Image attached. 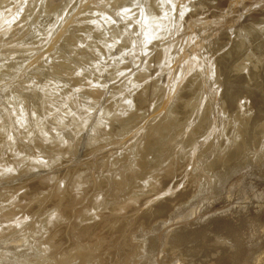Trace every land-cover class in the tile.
<instances>
[{"label":"bare ground","instance_id":"bare-ground-1","mask_svg":"<svg viewBox=\"0 0 264 264\" xmlns=\"http://www.w3.org/2000/svg\"><path fill=\"white\" fill-rule=\"evenodd\" d=\"M8 1H10V0H0V18H1V16H3V17L5 16V18L8 21V19H11L14 17L13 19H11V22H13V23H11L10 25L14 27L13 24L15 21L16 23L19 24V25L15 24V25H17V26H15V28L20 27V29L18 28L19 30L14 29L15 31H12L13 32L12 34L15 36L12 35L13 37L11 39V42H9L11 45L7 43L9 41V39H8L9 35H7L9 33L6 32V31H9V29L6 30V28H5V27H7V21H6V25H3V28H2L5 31H2V29H0V31H2V32H0V34L3 33V35H7L6 36L7 40H4V42L7 41L6 44L9 45V47L11 49H13L12 46L17 47L18 44L21 48L24 46H27L26 43H28V41H29V43L31 42V40H30L31 35L35 34L34 30H36V29L38 31L40 30L41 32L43 31L42 35L49 34L48 32H50V35H51V34H54L56 32V30H54L55 28L59 29V26H60L59 30L61 31L62 24L64 26L65 22H61L63 20L62 19L63 17H61V16H63V14H61V13H63V10H62V12H60L61 10L60 11L57 10L59 12V14H58V12H56V13L53 12V14L51 12H47V11H51V10L56 11L55 9L59 8V6H57L56 4H54L55 6H57L56 8L52 4H50V5H52L51 7H47V6H49V4L45 5L46 7L45 8L43 7L45 10H47L48 8H51L47 11L40 8V11L46 12V13H43V12H40V13L41 14L43 13L42 15H44V16H45V14H48V19H49L50 14L52 16L55 14L57 15V18L56 17L54 18V16L52 18V16L50 15L51 17L48 20L46 17L47 15L45 17L44 16L42 17V15L38 16V15H40V13L37 14L35 12L37 10L36 8H38L39 5H41L40 3L42 0H40V2H38L39 5L38 6L36 5L37 7L35 6V3H37L38 0H26L27 3L25 2V0H20L22 3L21 5H25V4L28 5V7H27V5H25V7H27L28 9L22 8V9H24L23 11H21L22 9L20 8L22 6L21 5L19 6L20 2L18 0H16V1L12 0L15 3L18 1V3H16V5L19 6L17 9L18 12H17V10H15V8H17L16 5H15L16 7L13 6L12 7L13 9H10L11 6L15 4V3H12V1L10 3L11 5L8 8V4H9ZM23 2H24V4H23ZM172 2H174V0ZM172 2L171 1L168 2V0H92V2L90 4H86L82 7H79L77 10L74 11L77 14H76V19L75 18H74L75 20L73 19V21H75L74 24L71 23V25L73 24L72 26L68 25L70 22L67 23V25H65V26H67V28H68V26H70L69 27V33L72 32L71 30H73V29H74L73 31H75L74 33L72 32L73 34H76V32H78V31H76V29L80 30L78 33L79 34L81 33V34L79 35L77 33L78 35L76 34V36H79L82 38L84 35L82 40L85 37H87V39L85 38L87 41L84 42L85 39H84V41H82L81 38H79V37H77L78 41H76V36H74V35L71 36L72 38H67L69 36H66L64 38V40L61 41L62 44L59 45L60 50L56 51V49L54 48L53 50H55V51H52L53 53H57V56H56V54L53 56L55 58H53V59H52V57L50 58L52 60H55V63H54L55 65L52 64L54 66V69L52 68L53 66L51 65V63H53V62H51L52 60L49 62L50 65H49V63L47 64V62L49 61L50 55H53V53H50L52 50L50 45H52L53 41H52V43H50L51 41L48 42V44L50 43L49 45L47 43H46L47 44L46 45L45 42L43 41L45 44V48L46 47L48 48V46H49L50 50L48 49V51H47L46 50L47 48L46 49L44 48V49L50 55H48L46 52L45 53L47 55L44 54L45 50L40 48V46L44 47V44L42 43L43 44L42 45L41 41H39L40 43L38 42V40L41 38L40 37L41 34H38L40 38L38 36H36V34L34 35L35 37H38V39H37L38 44L36 42V38L32 39L33 42H31V43H33L32 46L35 45V43L37 45H39L37 47L38 52H40L39 50H42L41 51L42 54L37 52L38 54L35 53V55H34L31 53V55H34V56H32L33 58L36 57V55H38L37 57L40 58L42 61L43 57L45 58L46 56H48V60L45 61V59L47 57L44 59V61L46 63L44 61L41 62V63H43L44 70L46 72H48L47 70H50V72H52L54 70L53 73H56V74L58 73L59 76H63L64 73L66 75L69 73V77H70V74L71 73L73 74V71L75 69L76 73H78V74L74 73L75 74L74 77H72L73 75L71 74V78H70L71 80H69V77H68L66 79L67 81L66 80L63 81L64 76L61 77L63 82L57 78L58 76L56 74L55 75L57 77L53 73H51L54 75V76H52L53 78L47 77V76H45V74H48V76H51V75H49V73L43 72V70H42L43 66L41 67V65H40V67H39V65L36 63L38 61V58H37V60L35 59L36 61L34 60L33 62L36 63L35 65H38L37 69L41 68L42 71H40L39 73H35L36 75L34 74V72L30 74L29 78H30V81H33V83H32L33 86H32V84L30 85V83L28 84L29 81L26 80V81H24V83L27 82V84L29 85L27 87V84H25L26 86L21 85L23 83L19 84V81L17 82L18 84L17 83L15 84L14 80H16V77L20 73L17 74L16 70H13V71H15V73L13 71H10L12 73V75L16 74L15 79H14V76H12V78H10L11 82L9 81L10 83L15 84V86H13L14 84L13 85L11 84V86H13V87H11L12 91L11 90L10 91L13 94L9 92L11 95H9L8 99H7L8 95L6 96L5 99H3V100H7V101H5L6 103H3L4 107L0 106V108L2 107V109H0V180L3 181V184L5 183L4 185H0V187H1L0 188V264H159L160 262L161 263L163 262V264H164L165 260L163 261L162 259H164V258L159 257L158 251H160L162 253L161 250L167 242H165V244L164 243L161 244L159 242H160V240H162L163 238H165L169 234L167 232L170 230H168V231L163 230V229L161 230L160 227L162 225L160 227H159V225L162 223L164 224V222L157 219L158 214L160 212L161 213L165 212V214H167V217H168V215L171 214L169 216V218H171L172 213L176 214L175 211L177 212V209H176L178 207V206H176L177 204H183V203L186 204V199H188L189 194L190 193L192 194L193 193L192 191H194L193 188L195 189V191L197 188L198 192L199 191L202 192V190H203L202 188H205V187L209 189V190H207L205 188L209 192L214 191L216 185L218 186L220 184V181L223 179V177L225 175L227 176L231 172L237 170L243 164L245 166V163H243V162L249 163L250 160H251L250 162H253L254 158H258V159H255L256 161H258L260 158L263 159L262 161H264V136H263V132H262V131H264L263 130V128H264L263 127L264 126V68L263 67L264 66L261 67V65H260L261 69H259L260 68V67H258L259 63H257L256 65H258V66L256 67L255 63L258 60V58L256 60V58H255L256 55H255L254 56L255 60H254L252 58L253 56H250V53H249V52H251V55L253 53L252 52L253 48L250 47L251 45H253V42H256V43H254L257 46L256 50L260 49L262 52L264 51V50H262V48L264 49V41L261 40L262 41L261 43L258 42L259 39H261V37L259 38V36H257L258 35L257 33L260 32V30L258 29L257 33H256L257 29H254L256 31H251V29L255 25H256L255 28H257V25L259 24L258 21H259V19H261L260 17H264L263 13H262V16H260V12H262V11H260L258 14L259 15L258 16L259 18H257L258 21L255 19V21H257L258 24L255 21H253V23L255 25L252 24V22H251L252 20H251L249 22H251L250 24L253 25L252 28L249 27L248 31H246L247 29L244 25L245 28L242 27V29H240V31L245 29V31L248 33V35L252 34L253 32H255L257 34L255 36H253L255 34L254 33L253 35L249 36V37H252V41H253L252 44H251V41L249 43V40H248L249 37L247 35L244 37L242 36L243 38L238 36V35L241 36V34L234 35L236 38V39L234 38L235 41L238 40L239 38H242L241 42H238L239 40L236 41L238 43H234L235 41L233 39H232V42L230 40V44L231 43L233 45L238 44V45H236L237 47L235 46L237 49L233 48L232 44H231L232 46L230 47V48H232V53L231 52L230 53L233 54L235 57H237L236 59L233 55L231 56L230 53H229L228 57H225V59L223 58L224 56L221 52H223L229 46L226 47V45H228V44H227V42H225L226 44L224 43L225 46L223 45L221 47V48H223V50H221V48L219 46L221 45L220 43L222 41L220 40L221 38L220 39L218 38L220 40L219 43L215 40L213 41V42H217V43H215V46H217L216 44H220L219 46H217V48L218 49L220 48V49L219 50L217 49V51H215V52H218L217 58H218V55L220 53L222 54L220 57L221 58L220 60H218L219 58L218 59L216 58L219 61L218 64H216L213 60H210V58L208 57V55L210 53L208 55L206 54L207 55L206 56L202 50L203 54H202V52L200 54L199 49H201V48H199L197 50L198 51L197 54L192 52L193 54L189 53V56H185V57H190L189 60L187 58V61H190V59H191V62L182 64V65L180 64L178 66L174 63L175 60L172 59V55H173L174 50H175V48H174L175 44L173 42H168V39L170 37H172V35H174L173 32L176 31V28L178 27V22L180 21V18H184L185 14L188 12L189 9L187 11H184L183 9H178L175 7V3H172ZM211 2L213 3V0H203L204 6L209 4V3L212 4ZM257 4H256V6H257ZM32 6L36 7L35 8L36 10L34 8H33L34 10H32V8H31ZM29 7L32 11H29L30 10ZM69 7L67 8L68 10H69ZM214 10H215V8H214ZM214 10H211V12L212 11L213 12H212V15L211 14L210 15L213 17H215V16L221 17V15H218V14H220V13H218L219 11L218 10L214 11ZM38 11H39V9H38ZM215 12H217L218 14L216 15ZM213 13H215V16L213 15ZM16 14H17V16H16ZM33 14H36V15L34 16ZM6 16H8V17H6ZM3 17L1 18V20L3 19ZM39 18H40V20L41 19L42 20L40 21ZM58 18L59 19L61 18L62 20H59ZM215 19H216V17H215ZM262 19L260 20L261 21L260 24L262 23ZM3 20H5V19H3ZM216 20H218V19H216ZM71 22H72V20H71ZM249 22L246 23V26H247V24H249ZM33 24H34V26H35V24L37 26L34 27ZM103 24L104 25L106 24V28ZM223 24H225V23H223ZM10 25L8 24V28ZM98 25L100 26V28H98ZM259 25H258V27H259ZM29 26H31V27H29ZM13 27H11V28H13ZM72 27H74V28H72ZM75 27H76V29H75ZM80 27H82V28L80 29ZM93 27H94V30H93ZM262 27H264V25H262ZM29 28L31 30L33 28L32 33H31V30ZM65 28L66 27H64V29ZM64 29H62V30H64ZM88 29L90 31L92 29V31L90 32ZM17 30H18V32H17V34H15ZM28 30H30V31H28ZM81 30H83L85 34L82 35L83 31H81ZM263 30H264V28L261 30L262 35H264ZM27 31L29 33H31V35H28ZM51 31H53V33H51ZM60 31L57 30L56 34H58ZM41 32H37V33H41ZM261 33H259V34L261 35ZM244 35H245V33H244ZM34 36H32V38ZM88 36L91 37V39H89ZM236 36H238V37H236ZM3 37H5V36H3ZM3 37L0 38V40L3 41ZM74 37H75V41H74ZM246 37H247V40H246ZM257 37L259 38L258 40H256ZM24 38L27 40V42ZM79 39L82 41V43H81V41H79ZM253 39H255L256 41ZM17 41L18 42L22 41V43H18ZM224 41H226V40H224ZM243 41H245V42H243ZM246 41H248L249 44ZM14 42H17V43L14 44ZM73 42H78L79 44H81L83 47L81 45H80V47L83 50L86 49L85 47L89 46V47H87L86 50L89 52L94 50L95 52L94 51L90 52L91 54L89 52L87 53L86 50L83 51L82 49H80L79 44L73 43ZM213 42H212V44H213ZM223 42H222V44H223ZM29 43H28V45L31 46V43L30 44ZM69 43H71L74 46L72 47V45ZM83 43H85V45ZM20 44H22V45L24 44V46H22ZM76 44H77V46H76ZM245 44L247 45L248 48L250 47L249 52H246V51H248L247 50L248 48L245 46ZM3 45H5V43L4 44L2 43V46H0V48L1 47L5 48L6 45L5 46H3ZM66 45H71V47L70 46H67V47H69L70 49L74 48V50L72 49L70 52V51H68V50H70L69 48H68V50L63 48V47H66ZM29 46H27V49H30V51L33 52V50H34V49H32L33 47L28 48ZM91 46L94 48H92ZM254 46L255 45H253V47ZM9 47L7 49H9ZM34 48L36 49V46H34ZM38 48H40V49L38 50ZM123 48L124 49L126 48V49L124 50ZM243 48L245 49L244 51L246 52V53L244 52V54L248 55V56L245 55L246 61L244 60L245 61L244 63L242 61L243 58L245 59V57L242 56L243 55L242 54ZM63 49L67 50L69 53L76 51L77 54H79V55H76V52H74L75 53L74 55H75V58H77L78 62H80V63L78 64V62L76 60H74L75 58H74L73 53L69 54L71 57L73 55V59L72 58L70 59L68 52L65 51L67 53L69 59L72 61H70L69 59L67 60L68 57L66 58L67 55ZM88 49H90V50H88ZM251 49H252V51H250ZM122 50H123V52H121L122 54H120V51H122ZM215 50H216V48H215ZM220 50H221V52L219 53ZM227 50L230 51L229 48ZM28 51H27V53L30 54V52H28ZM34 51H36V50H34ZM85 51L88 55L85 54ZM197 51H195V52H197ZM212 51L214 53V49ZM228 51L224 52V55H225V53H228ZM2 53H0V54H2ZM6 53H8V52H6ZM126 53L127 54L129 53V56ZM64 54H65V57H63ZM191 54H192V57L190 56ZM263 54H264V52H263ZM10 55L11 54H9L8 58L10 57ZM42 55H43V57L41 58ZM212 55H213L212 56L213 58L216 56V54H215V56H214V54H212ZM227 55L228 54H226L225 56H227ZM260 55H258V56H260ZM4 56L7 57V54ZM4 56L3 57L1 56L0 59L1 60H2V58L4 59L5 58ZM132 56L137 58V59L139 58L138 61L141 63V65L137 61V59L135 60V58H134V60H135L134 64H136V61L139 64V65L136 64L135 66L138 65V67L139 66L140 67L139 68L137 67L138 69L136 68L135 70L130 71L131 69L129 67H132V66H129V65L132 63V62L130 63V60L132 61V59H133ZM209 56H211V55H209ZM240 56H242V57L240 58ZM249 56L251 57V60L249 59L250 64H249V62H247L248 61L247 58ZM130 57H131V59H129V63H128L129 67H128L126 59H128ZM260 58H261V60H263V56H260L259 59ZM5 59L7 60V58H5ZM5 59H4V61H5ZM181 59H182V57H180V58L177 57L176 63H177V60H181ZM252 59L254 60L255 63L251 62ZM153 60H155V62H157L156 63L157 66H155V63H154V65H151L152 62H154ZM68 61H70L71 63L76 61V63L72 64V65L75 64V66L69 65L71 63ZM240 61H242L241 64H240ZM258 62H260V61H258ZM41 63H39V64H41ZM247 63H248V65H247ZM45 64L49 65L50 69H48L49 67H46ZM76 64H78L79 66ZM105 64H108L109 67L111 68V70L104 69ZM134 64H133V66H134ZM159 64L161 66L160 69L162 68L161 70L158 67ZM239 64H240V66H239ZM251 64L252 65L254 64L256 70H257V68L259 69V71H258L259 75L256 74V70L254 71L253 69H251V68H253ZM9 65L13 66L14 64H13V62H11V64H9ZM9 65H7L5 68H7V67L9 68L10 67ZM35 65H33V66H35ZM172 65H174L176 67V69L171 70L170 66H172ZM249 65L251 66V68H250L251 72H247L248 73L247 74L245 72V70H249ZM3 66H5V63ZM69 66L70 67L72 66L73 68H70ZM76 66H77V68H75ZM152 66H153V69H154V66L156 68H158V70H156V73H157V71H159L160 74H163V75H164V73H161L162 70H166V69L168 70V68H169L170 71L168 73H167V71L165 72L166 75L164 77H166V78L163 77V79H161L162 82L164 79L166 80V81H164L163 85L161 83L160 78H158V80H160L159 82L161 85L160 84L158 85V83L155 82L154 80L153 81L155 83L154 82L152 83L151 79L148 80L149 77H151L150 76L151 73L152 72L154 73V71H151L153 69H151V68H150L151 70L149 69V67H152ZM45 67L47 69H45ZM78 67L80 69H82L83 71H81ZM34 68H36V67H34ZM68 68H70V70ZM133 68H135V67H133ZM171 68H173V67H171ZM67 69L69 70V72H66ZM9 70L10 69H8V72H9ZM70 71H72V72H70ZM112 71H114V73H116L115 74L116 76H114V74L113 75L111 74L112 77L109 75V77L111 78L112 81H110V80L108 81V78H107L108 75L107 74L113 73ZM149 71H151V72L149 73ZM261 71H262V73H261ZM5 72L7 73V70ZM35 72H38V71H35ZM42 72L44 75H42ZM159 72L157 73V75L159 74ZM229 72L235 73V75L231 77L232 79H228L229 77L226 78V76L228 75ZM40 73H41L40 76L42 78L45 79V77H46L47 80H48V78H50L48 80L49 82L47 80H44V82H43V79L40 77L42 79V81H41V79L38 76ZM8 75H10V74L8 73ZM31 75H33L32 79H34L33 78L34 75H35V79L37 77L39 78V79H36L37 82L35 80L31 79ZM91 75H93V76H91ZM249 75H250V79H251V75H252V77H254L255 80L258 79V81L261 83L256 82L257 83L256 84V83H254L255 80L251 79L252 81H254L253 84H255V85H253L251 82L250 84H252L253 86H249V87L246 86V83L248 84V82L245 80L250 81L247 78V77H249ZM99 76H102V78L106 76L102 80L106 81V78H107V82L104 83V81H102V82L98 83V81L101 80ZM94 77L95 78L99 77L98 79H100L98 81H97V78L95 79L97 81L96 86H94L95 81L93 82V80H91V78L94 79ZM116 78L117 79L122 78V81L121 82L119 81V83H120L119 88H118L117 83H116L117 86H115L116 84H113L114 87L111 86L112 82L115 83L118 81V80L115 81ZM153 78L155 79V75H153ZM213 79L215 81L214 83H216V82L218 83V81L220 79L222 80V81L220 80V82H221L220 87L218 89L217 88L214 89V92L212 90L214 88V86L212 85ZM215 79H218V81H216ZM17 80H19L18 77H17ZM45 81H46V84H41L42 86L44 85L43 87H41V85L38 83V82L45 83ZM81 81H84L83 83H85V81L87 83V81H88V83L90 84V85L88 83L84 84L85 88L88 86L87 92L84 90L85 88H83V86H82L83 84L81 83ZM89 81H91V82H89ZM59 82L63 83V84L66 82L67 87H65V88L61 87L60 88V86L58 85ZM109 82H111L110 83L111 85L109 84ZM34 83L35 84L38 83L40 85L39 87H41V88H38L37 87L38 84L35 85ZM194 83H197V84H195V85H197L196 86L197 89H195V92H196V90H199V91L201 90V93L197 92V93H200V95L198 94L194 98H191V91H189V90L192 86H195V85H193ZM63 84H61V85H63ZM79 84L82 86L81 88H79ZM107 85H109L110 87H113V88L116 87L115 88L116 90L118 89L117 91L116 90L113 91V89H111L112 91H110V92H112V93L114 92L113 93L114 96H113V94L111 95V93L109 91L107 92V90L110 89V88L108 89V87L106 88ZM211 85L213 86V88H211L212 87ZM198 86L200 87V89L198 88ZM260 86H262V87H260ZM91 87H95V90H96L95 93H96V95L98 94V98L99 97L102 98V96H104L103 98L106 97V99H107L108 96L110 95L109 96L110 101H109V99L107 100V105L109 102L111 105L110 106L106 105L103 108V110L100 112V114L96 120V123L94 122L95 124L94 123L93 124L88 123L90 126V128H89L90 131L87 129V127H88L87 122H80L79 120H81V119L78 120L77 115L80 111L77 110L78 113H76V110L73 108L70 109V111L67 114H64V113L57 114V116L53 119L54 120L53 122L48 118L47 111L48 112H50V111L54 112L55 109L57 111L58 103L61 101L63 103L62 102L60 103L59 108H60V106H62L64 104L67 105L64 100H71L74 97H76V99H75L76 102H79V103L82 102L83 103L84 98H86L87 96L82 97L83 94H80V93L85 92V95H86L88 93V90ZM82 88H83V90H82ZM194 88L193 87L191 88V90L193 89L192 92L194 91ZM78 90L80 93L78 92ZM140 90H142V91L140 92ZM24 91H27V94L29 92V95L27 96L26 92H24ZM22 92L25 93V94H23L24 97L21 96L22 94L20 95V93H22ZM99 93H100V95L101 94L102 95L99 96ZM208 93H211V94L209 95ZM53 95L55 97L54 99H52ZM61 95L64 97L60 98ZM192 95H196V94L193 93ZM260 95H262V99H258V97ZM95 96H93V97H95ZM136 96H139V98H137ZM150 96H151V98H152V96H154L156 101H151L152 99H154V97L151 100H147V97L149 98ZM81 97L83 98V100H81ZM110 97H113L114 99L113 98L111 99ZM98 98H94V99L98 100ZM103 98H102V100H103ZM135 98H137V99H135ZM247 98H250L251 106L248 105V102L246 100ZM87 99H88L87 102L84 101V104H83L84 107L86 106L85 104H87V103L91 104L94 102L93 101L94 99L86 98L85 100H87ZM134 99L136 101H134ZM139 99L141 101L140 103L137 102ZM143 99L145 100V102ZM99 100H101V99H99ZM112 100H113V102H112ZM161 100H164L163 104H162L163 101H161ZM216 100L219 104H222L221 109L219 107V110L221 112L219 110H217L220 113L218 112L216 115H215V113L212 114L211 115L213 117V118H211L212 120L208 119V121H207L208 116L210 117V112L212 111L211 109L214 108L213 105H211V107H212V108L210 107L211 109L208 106L210 104H212L213 101L216 102ZM146 101H148V102L151 101V103L153 105L151 107L148 106L150 104V102L148 103ZM27 102L29 103V106L27 105ZM135 102L139 103L140 105L142 104L143 108H145L146 106L144 107V105H146L148 103L147 106L150 109L149 110L147 109L145 112H144V109L142 107L141 108L137 107V109H136L135 106H140V105L139 104L137 105ZM153 102H155V104ZM210 102H212V103H210ZM217 102H216V104L214 103L215 106L218 105ZM82 103H81V105H82ZM73 106H74V104H73ZM88 106L89 105L87 104V107L84 108V109H87V111H88V112H86V115H87V113L89 115L92 113L91 112L92 110H90L92 108L89 107L90 108L89 109ZM154 106L156 107V110H155ZM177 107L180 110V114L178 113L179 111L176 109ZM151 108H152V110L154 109L156 111V112L154 111L155 114H153V116L149 112L151 110ZM206 108L210 109L209 113H208V110ZM216 108H218V106ZM216 108H215V110H216ZM140 109H143V110H141L142 113H141ZM157 109H158V111H157ZM176 111H178L177 117L182 116L181 118L178 117L179 118L178 119L176 117V115H175ZM81 112H84V111H81ZM143 112L144 113L149 112L151 114L150 118H149L150 121H148L147 119H143V117H146V116H143ZM151 112L153 113V111H151ZM213 112H214V110H213ZM148 117H146V118H148ZM169 117H172L171 121L167 120ZM224 117H226L227 119ZM141 120H144V121H141ZM226 121L228 123H231L230 125H232V127H234L233 131L231 129V132H229L230 131V129H229L230 125L228 127H226V128H228V130L226 129L228 131V132H226V134L231 133L233 135V137H231L232 135L230 134L231 136L229 137V139L231 140V142H229V143H231V146L226 144L227 139L225 137H224V139H226L225 140L226 142L223 141L224 139H223V136L221 135V133L224 131V126H226L224 124V123H226ZM151 123H152V126L150 125ZM85 124H86V127H82V128H86L89 131V132L87 131L88 132L87 135H89V136H87L88 139H85L86 141L88 140L89 142L83 143V146L85 144L87 146L86 148L89 150H90L89 147H92V146L90 145L88 147V143H91L92 141H93L92 144L94 143V141H95V143H97L101 139L102 140L104 139L103 140V142H104L105 138L110 139V137H111V139H112L114 133L116 134V136L114 135L115 138L119 137V139H120V136L123 137L122 135L124 132H125L124 134H126V135L127 134L129 135V133L131 135V133L134 129H135V131H134L135 133L133 132V135H131L132 137L130 136V138H132V140H133V138L136 137L135 134L139 132L138 130H140L142 135L143 134L147 135V137H151L154 140L151 141L152 139H150L149 141L145 142V140H146L145 139L144 142L142 143L144 136L141 135V137L143 139L141 138L142 141L140 142L138 140L140 137L137 135V137H136L137 141H139L142 145L138 144L139 142L137 143L136 140H135L136 142L133 143L130 139V141L132 143L129 141H128L129 143H127L128 145L131 143V145H130L131 149L129 147L130 150H129L128 155H126L128 152V151L126 152L127 149H125V151H123L124 154L122 153V155L119 154V152H122V151L121 150L119 151L116 149L115 152L114 151L113 152L116 154V151H117L118 152L117 155L119 154V157H115L116 155L112 154V157L114 155L113 158L110 156L112 160H110L107 157L109 152L107 153V151H106L105 152L106 154L105 153L104 154L106 155V157L110 161V162L108 161L109 163L107 161H105V160H107V158L104 157L105 155H103V152L105 150H107L108 148H110L108 146L112 145L111 144L112 140L110 139L108 142L106 140L107 143L106 142L105 143L108 144V145H106L107 147L105 148L104 151L98 152V150L96 148H99V150L104 149V147L102 149L100 148V145L102 147V144H103L102 140H101L100 141L101 144L97 143L98 144L97 147H95V145H94L95 143L93 144V147L95 148V150H97L96 152H98L100 155V159H101V156H103L101 161H100L99 157L95 156L97 154L93 153V150H94L93 148H92V151L91 150L90 151L92 152L91 155H94L97 160L99 159L98 162L99 161L102 162L103 159L106 158L104 160V162H106V164L103 163L105 165L106 171L103 168L104 165H102L103 166L102 170H104L103 171L104 174L101 173V174H103V175H101L98 172L100 175H98V173H96L97 174L96 175L95 173L92 172L94 169L90 170L91 172L88 171L89 169H91L89 167V166H91V164L88 167H87V164L94 161V160H92V158L95 159V157L92 156V158H91L90 152L88 154V152H85L84 149L80 151L81 153H82V151L84 152L82 155L80 154V156L83 158V156H86L88 154L90 156H88V155L87 156L89 157V160H91V161L88 160L87 156L84 157V159H80V157H78L80 160L85 161L87 159L88 161L86 160V162H85L86 165H84L85 163L83 161H81V162L79 161V164H76V165H80L83 162V167L84 166H86V167L81 169V167H82V164H81V167H79L80 169H78V171H77V168H75L76 165L74 163V160L75 159L79 160V159L77 157L76 158L74 157L75 159L73 158V156L75 155L73 152L77 151V150H75V149H77V147H79L78 149H81L80 145L82 144V142L81 141L79 142V140L77 139V137H79V139H80L81 136H78L79 132L77 133L78 130L76 128H78V126L81 127V125L85 126ZM100 125L101 126L103 125V126L101 127ZM114 125H115V127L116 126H119V127L118 128L116 127V129H115ZM147 126H149V127L151 126L150 129ZM80 127L78 129H81ZM146 127L148 129H146ZM64 128L68 129V130L66 129V131H68L66 135L63 131ZM130 128H131V131H130ZM261 129H262V131H261ZM234 130H235V134L232 133V132H234ZM255 131H256V133H255ZM258 132L259 133L262 132L261 134L263 137ZM121 133H122V135H121ZM202 133L204 135V138L201 135ZM224 133H225V131L223 132V135H224ZM257 133H258V135H257ZM138 134H140V133H138ZM155 135L157 137L153 138ZM220 135L222 136L221 140L223 139L222 142H225L226 146L219 141V143L222 144V146H224V147H222L221 145L219 146V143H218V146L215 149L204 150V148L202 147L203 144L215 141L217 139V136L219 137ZM259 135H260V137H259ZM133 136H135V137H133ZM200 136L202 139L199 140ZM226 137H227V135H226ZM125 138L126 137L121 138V139H125ZM30 139H31V143H29V144H27V143L21 144L20 143L21 141L26 142V140H30ZM117 139H114V142ZM148 139L149 138H147V140ZM85 140H83V142ZM197 140H199V141H197ZM219 140H220V138H219ZM109 142H110V145H109ZM116 142H117L116 143L117 145L122 144L123 146L122 145L121 146L123 148H125L124 144L126 142H124V140L123 141L121 140L120 142L119 141H116ZM123 142H124V144H123ZM147 142H148V144H144ZM197 142H198V144H197ZM77 143H79L80 145L78 146ZM113 144H115V143H113ZM127 144H125V145H127ZM121 146H119L120 149H121ZM126 147H128V146H126ZM192 148L196 152H198V153H196V152L194 153L193 158H195L196 157L195 154H197L198 158L199 157L203 158V160L205 162L201 163L203 165V167H201V168H195L194 167L193 168L194 170L192 172L193 175L191 174L192 176L190 177V184H188V185L185 184L184 186H182V185H180V183H182V181H183L182 177L177 176L178 178L175 180L172 178V175L175 172L174 169L177 168L176 171L180 170L181 163H183V162L185 163V160L182 161L183 157L185 159L188 156L189 151L191 153ZM87 149H86V151H87ZM113 149H115V148H112L110 150H113ZM80 152L78 150V152L76 153L75 156H78L77 154H79ZM69 153H71V155L72 154H74V155H72V157H71ZM85 153H87V154L85 155ZM100 153H102V154H100ZM65 154L66 155L69 154L68 156L70 158L66 157ZM192 154H189V155H192ZM64 156L66 158H68V160L71 158L74 159L73 165H75L74 168L76 169V172L68 173V176H64L65 180L61 181L62 178H64L61 175L62 171H61V169H57V167H55V166L57 165L56 163H58V162L61 164H64L62 166H65V164L67 166V164L70 163V160H69V162L64 161V163H63V161L62 162L60 161L63 159ZM176 156L178 157V161L175 160L177 165L174 161V158ZM66 158H64V160H66ZM187 158H189V156ZM195 159L191 160V163L193 161H195ZM77 160L75 161L76 163H77ZM239 160H241L239 163L242 165L236 166L239 164V163H236V161H239ZM187 161L189 162L188 159H187ZM187 161H186V163H187ZM65 162H67V163H65ZM87 162H89V163H87ZM179 162H180V165H179ZM59 163H58V165L60 166ZM235 163H236L235 166L238 168H235L233 170L232 168L235 167L234 166ZM248 163H246V164H248ZM254 163H255V161L253 162V164L252 163L251 164L254 165L253 166L254 168H257V166H255L256 163L255 164ZM52 164L55 165L54 168L61 171L60 172L61 174L59 173V171L57 172V170H55L54 174L52 173L54 171H51V172L48 171L53 175H51L47 172L48 174H45V175L41 174V176H39L40 173L43 172L42 170H44L43 169L44 167L45 168L49 167L52 169L53 168L51 166ZM189 164H190V162L187 165H189ZM70 165L72 166V162H71V164H69V167H70ZM175 165L177 167H175ZM252 165H250V163H249V166L252 167ZM66 166L62 167V168L64 169V168H66ZM96 166L97 165H95L92 168H95ZM178 166H180V167H178ZM198 166L196 165V167H198ZM97 167H99V166H97ZM260 167L262 168L264 166L262 165ZM41 168H42V170H41ZM54 168H53V170H54ZM70 168L72 169L73 166ZM182 168L184 170V167H182ZM38 169H40L41 172H39ZM73 169H72V171H73ZM95 169H98V168H95ZM19 170H20V172H18ZM100 170H101V168H100ZM100 170H96V172L100 171ZM46 171H47V169H46ZM64 171H66V170H64ZM202 171H204L206 173H204V172L202 173ZM24 172H25V176H27L26 173H29L30 175L32 174L31 176L29 174L27 176V179H28L27 181H29V182L26 181V179H25L26 177L22 178ZM37 172H39V173H37ZM12 173H13V175H11ZM17 173H19V176H21V174H22V177H20V180H21V178L25 179V180L24 181L22 180L20 182L18 181L20 185L16 181V184L21 186V183H26L25 186H24V184H22L23 187L22 188L20 187L21 192H19V190L15 191L17 189V187L15 189L13 186L15 182L11 183V185L13 187L8 182V179H9V181H10V179L13 181L17 180L19 178ZM56 173L57 174L59 173V175L62 176L61 180L58 181V179L55 177V176H57V175H55ZM197 173L202 174V177L200 176V174H197ZM207 173H209V175ZM203 174H205V176H203ZM70 175H71V177H70ZM198 175L200 176V178ZM12 176L13 177L18 176V178H15V180H14V179H12ZM61 176H59V177H61ZM175 176H176V173H175ZM175 176H173V177L176 178ZM66 177H68V178H66ZM204 177H206V179H204ZM2 178H5V181ZM201 178H202V180L204 179V182H202V180L200 181ZM6 180L9 183L8 185L11 187V189L14 188L13 190H11L10 188H9V190H6V189L3 190L2 189V188H7L6 187V183H7ZM55 180L58 182L56 183ZM2 181H0V182L2 183ZM67 182H69V183L71 182V184H70L71 186L69 185L70 188L67 185L68 184ZM16 184H15V186H17ZM198 187H199V189H198ZM205 189L203 190L204 194L203 193L201 194L202 196L205 195V193H206V192H204V191H206ZM45 191H47V193ZM43 192H45V193H43ZM198 192H194L193 198L189 196L190 198H192V199L189 198L190 200H192L191 202H194L196 200L198 201V194H196ZM200 192H199V195H200ZM42 193L45 194L44 196H46V197H44L45 200L43 199V197H41ZM17 196L21 201L23 199L24 200L27 199V200H30V202H31V199L32 200L34 199V201H36V204L35 203L34 204L37 207L32 204L35 208L34 209L31 208L33 210L31 212H29V210L26 209V207L29 208V207H33V206L30 205L29 202H24V200H23V203H28V206H26L27 204L24 205L26 207H24L22 205L23 206L22 209L23 208L26 209L27 212L23 209V210H21V211H23L21 214L20 212H18L20 210H17V209H19L21 207L22 202L20 203V200L17 198ZM28 196L31 198L28 199L29 198ZM24 197H26V198H24ZM194 197H197V199L195 198V200H194ZM189 199L187 200V203L190 201ZM201 199H203V197L200 198L198 203L200 201H202ZM27 200H25V201H27ZM10 201H11V203L15 202L14 204H16L18 201L17 204L19 206V203H20V206L18 208L16 207V209H15L16 205L14 206L12 204V205L7 206L8 202H10ZM47 201L50 202L51 205L49 203H47ZM53 202H54V204H53ZM31 203H33V201ZM10 206L11 207L14 206V208H11ZM43 211H44V213L46 211V214H44L43 218H42V216H43V214H42V216H41L42 219L39 220L40 219L39 218L40 213L41 212L43 213ZM242 212L244 214V210H242ZM25 213H27V214H25ZM245 213H247V212L245 211ZM239 214H241V212ZM38 215H39V217H38ZM248 216H251V215H248ZM227 217H229V216H227ZM240 217L239 218L236 217V218L240 219ZM220 219H222V218H220ZM223 219H227V218L224 217ZM223 219L220 221H223ZM229 219H227V221ZM238 219H236L235 222H233L230 219L233 223V224L231 223L232 225L231 224L230 225L235 227V228H231V230H230L231 226L225 225L226 221H223L224 225L227 227V229L229 228L228 231H232V229H238V227H236V225L234 224V223H236V221H238ZM254 219H256V218L252 217V218H248L246 220H248V226H250L251 228H252V226H254V234H255V232H257V231H255V229H256L255 227H257L256 222H257L258 226H259V222L258 221L255 222ZM243 220H244V218H243ZM246 222L247 221H245L244 223H246ZM217 223H218V221H217ZM217 223H216V226L218 227L219 223H218V225H217ZM222 224L223 223H221V225ZM227 224H229V223L227 222ZM238 225H239V222H238ZM225 226L222 225V227H225ZM198 227H200V226H198ZM222 227H220V228H222ZM226 227L224 229H226ZM250 227H249V229H250ZM258 228H259V233H261L260 227H258ZM258 228L256 230H258ZM214 229L217 230V229H219V227L217 229L215 227ZM224 229H221V230L223 231ZM227 229L225 231H227ZM200 230H202L201 227H200ZM200 230H198L197 233L200 232ZM205 230L204 231L202 230L203 233L204 232L207 233V231H205ZM215 230H213V231H215ZM238 230H236V231H238ZM211 231L212 230L210 229L208 232V236H206L207 238L210 237L211 234H212L211 236H214L213 234L216 232V231L215 232L212 231L213 232L212 233ZM225 231H223L224 234H226ZM228 231H227L226 235H224L221 232L224 235L223 237H226L228 234L230 235V233H228ZM240 231L241 230H239V236L242 235L241 234L242 231L241 232ZM210 232H211V234H210ZM218 232H220V231L218 230ZM235 232L233 231L231 234L235 235ZM251 232H252V230L249 231V233H251ZM197 233H195V235L193 234L194 236L192 234H191L192 236H190V235H187V236L189 238L195 237L197 235ZM18 234L19 235L22 234L25 237L24 238L22 235L20 236V237L24 238L23 239L24 240L23 245L21 244L22 246H20V244L14 245L13 243L6 244V245L4 244L5 237L16 236ZM217 234L218 235H215V237L219 236L220 233H217ZM256 234H255V236H252V234H251V236H249L250 235L249 234L247 237H253L252 239H257V238L260 239V236H258L259 234H257L258 237H256ZM201 235H203V234H201ZM234 235H232V236H234ZM260 235L263 236V234H260ZM197 236H200V234H198ZM203 236L205 237V235H203ZM236 236H238V234H236ZM204 237H201L202 238V239H200L201 241L197 239V242L200 241V243H202L201 245H198L199 242L197 243V245H196V243L193 245H196L198 247L200 246L203 248L206 245L207 241L209 242V240L211 239V238H209V240L206 241L205 239H207V238L205 237V239H203ZM229 237H231V236H229ZM184 238H182V239H184ZM187 238H186V242L192 240V238H190V240L187 241ZM212 238H214V237H212ZM226 238H228V237H226ZM235 238H238V237H235ZM241 238H242V236H241ZM216 239H218V237ZM231 239L233 240L232 237H231ZM231 239L228 238L229 241L226 240V242H228V244H229V242L232 241ZM221 240L222 239H220V241ZM240 240H244V239L243 238L239 239V240L235 239L234 242L235 241L239 242ZM163 241H164V239H163ZM203 241H205V243ZM253 241H255V240L248 241V242H252V244L249 243L250 244V246H249L250 248H248L249 251L247 250V254H245L246 251H244L245 255L241 252L242 255H244V256H243V259L241 260L242 262L238 263V264H262L261 260L264 257V251H259L262 248L261 245H259L261 243H259V244H258V242L253 243ZM184 242H185V240H184ZM214 242H216L215 239H214L213 243ZM217 242H219V239L217 240ZM234 242L232 241L233 244H234ZM243 242H240V244L241 243L243 244ZM262 242H263V239H262ZM171 243L170 244L167 243L168 246L171 245ZM209 243L207 244L208 247H209ZM221 243L224 246L225 241L224 242L222 241ZM180 244H181V242H180ZM184 244H186V243H184ZM216 244L214 243L215 246L214 247L211 246L210 248L212 249V247H213L212 251L214 252V250H215V253H219L217 251H220L219 250L220 242L217 245L218 250L215 249ZM228 244H226V245L229 246ZM230 244H231V242H230ZM235 244H236V242H235ZM235 244L233 245L235 247L232 249L233 252L232 251L230 252L232 255L231 254L229 255V253H228L229 250H228V252L226 250L227 248L225 249L226 250L225 251L223 249L224 247L222 245H220V247L222 246V249L220 248L221 251L224 250L222 252H224V253L227 252L228 254L227 253L224 254L225 257L227 256V258H225L223 256V253L221 254V251H220V254L222 257L220 256V254H218V255L216 254L217 256H220V257H218V259L221 258L222 262L224 263L227 261V259L230 256L232 257L234 254H235L234 258L240 257V255H236V253L239 252V254H241L240 251H241L242 247H241V249H239L238 245H240V244L239 243H238V245H235ZM160 245H164L161 248V250L158 249V246L160 247ZM181 245H183V244H181ZM186 245L191 247L192 244L191 245L186 244ZM236 246H238V247H236ZM262 246L264 247V245H262ZM174 247L176 248L177 246H174ZM200 247L199 248L196 247L194 250V246H193V249H192V247H191V249L188 248L189 250L184 249V252H182L183 250H178L179 248H176L179 252L182 253V254H180L181 256H179V254H178V256H176V257L179 258V260L186 258L188 260V263H191L192 262L191 259L192 258L194 259L193 253L195 254L197 251L196 254L198 255V252H199L198 249L200 250ZM164 248H166V247H164ZM207 248L205 247L204 249L208 253L209 249H207ZM236 248H238V250H236V253H234V251H235L234 249H236ZM168 249H169L168 251H171L170 250L171 247ZM181 249H183V248H181ZM244 249H246V247ZM166 250H167V248H166ZM168 251L165 253L166 254L170 253V255L168 254L169 255L168 258L170 261H172L171 264H174V260L176 258L174 260H172V259H173V257H175V255H173V253L168 252ZM201 251H202V249H201ZM206 251H205V253H206ZM164 252L162 253L161 256L164 255ZM183 253H185V254H183ZM207 253H206V256H209V257H206V258L204 257L205 254L203 252L199 253V254L200 255L202 254L203 260H205L207 258H209V260H210V258H212V257L214 258L215 253L213 254V256H211L210 254L207 255ZM171 254L173 256L172 258H171ZM182 255H184V257ZM217 256H216V259L215 258L213 259V260H215L213 264H216L215 262L218 260ZM196 257L194 259L195 261L198 260V258L196 259ZM198 257H200V256H198ZM223 257L226 261L223 260ZM241 258H242V256H241ZM158 259L160 262L158 261ZM165 259H167L166 256H165ZM194 260H193V262H194ZM200 260L202 261V258ZM209 260L207 262H209ZM238 260H236V261H238ZM177 261H178V259L175 261V263ZM182 261L185 262V260H182ZM199 261H197V262H199ZM236 261H235V263H232V264H236ZM193 262H192V264H194ZM197 262H195V263L198 264ZM238 262H240V260ZM168 263H170V262H168ZM204 263L206 264V262H204ZM219 263H217V264H219Z\"/></svg>","mask_w":264,"mask_h":264},{"label":"rangeland","instance_id":"rangeland-1","mask_svg":"<svg viewBox=\"0 0 264 264\" xmlns=\"http://www.w3.org/2000/svg\"><path fill=\"white\" fill-rule=\"evenodd\" d=\"M11 1H12V0L8 1V2H9V4H8V8H9V6L11 5V4H10ZM14 1H16V0H14ZM18 1L20 2V3H19V6H20L22 3H21L20 0H18ZM18 1H17L16 3H18ZM169 1L172 2L173 0H168V2H169ZM25 2L27 3L26 0H25ZM38 2H40V0H38L37 3H35V6H36V5H37V6L39 5ZM91 2H92V0H42L41 3H40L41 5H39L38 8H36L37 6H36V7H33V6H32V7H31L32 10H34L35 8L37 9V10L35 9V10H36L35 12H36L37 14H39L40 12L46 13V12H44V11H40V8L44 9V8L46 7L45 5H48V4H49V6H47V7H51V6L53 5L55 8H56L57 6H59L58 9H55V8H54L56 11H54V10H53V11H52V10H51V11H47V10H49V9H51V8H48V9L46 8L47 10H45V9H44V10L47 11V12H51L52 14H53V12L56 13V12H58V11H60V10H61L60 12H62V10H63V13H61V14H63V16H61V17H63V18H62L63 20H62L61 18H60V19L58 18V19H59V20H62L61 22H65V23H66V24L64 23V26H63V24H62L61 31L59 30V29H60V26H59V29H58V28H57V29H56V28L54 29V30H56V32H57V30L60 31L58 34H56V32L54 31V32H55V33H54L55 35H54V34H51V35H50V32H48V31H47V32H48L49 34H44V35H42V32H43V31L41 32L40 30L38 31L37 29H36L37 31L34 30V33L36 34V36L39 37L38 34H41V36H40L41 38L39 37L40 39L38 40V42L41 41V44H42V43L44 44V42H45V44H46V43L48 44V42L51 41L50 43H52V41H53L52 45H50V47H51V49H52L50 53H53L52 51H55V50H53L54 48L56 49V51L60 50L59 45L62 44L61 41H63L64 38H65L66 36H69V37H67V38H72V37H71L72 35L76 36V34L80 31V30H77L76 27H75L76 31H78V32H76V34H73V33L75 32V31H73V30H74V29H73V30H71L73 33H72V32L69 33V27H70V26H68V28H67V26H65V25H67V23H69V22H70V23H69L68 25H71V23L74 24L75 21H73V19H74V18L76 19V14H77V13L74 12V11L77 10L79 7H82V6L86 5V4H90ZM12 3H15V2L12 1ZM16 3H15L14 5H12L10 9H13V8H12L13 6H14V7L17 6V8H15V10H17L19 6L16 5ZM46 3H47V4H46ZM70 3H71V4H70ZM172 3H175V7L178 8V9H183L184 11H187V10L189 9L188 12L185 14V17H184V18H180V21L178 22V27L176 28V31L173 32L174 35H172V37H170V38L168 39V42H173V43L175 44V47H174L175 50H174V53H173V55H172V59L175 60L174 63H175L176 65H178V66H179L180 64L182 65V64H185V63L191 62V59H190V61H187V58H188V60H189L190 57H185V56H189V53H192V52L197 54V53H198L197 50H198L199 48H201V49H199V51H200L199 53H200V54H201L202 50H203V52H204L205 55H206V54L208 55V54L210 53L209 55H211V56L208 55V57L210 58V60H213L216 64H218V63H219L218 60L221 59L220 57H221L222 54H223V56H224V57H223V56H222V57L225 59V57H228V56H229V53H230V52L232 53V48H230V47H231L233 44H232V43H231L232 45L230 44V40H231V42H232V39L235 41L236 38H235L234 35L241 34V36L238 35L239 37H242V36L244 37V36H246V35L249 37V36L253 35L255 32H253L252 34L248 35V33H247L246 31H248V28H249V27L252 28V26H253L252 24H254L253 21H255V19L257 20V18H259V17H258V16H259L258 14H259L260 11H262V12H260V16H262V13H263V16H264V0H213V3L211 2L212 4L209 3V4L205 5V6H204V4H203V0H174V2H172ZM257 3H258V4H257ZM23 4H24V2H23ZM50 4H52V5H50ZM54 4H56L57 6H55ZM256 4H257V6H258V5H259V6L257 7ZM260 4H261V5H260ZM15 5H16V6H15ZM25 5H27V4H25ZM25 5H21L22 7H20V8H21V9H22V8H27L28 5H27V7H25ZM262 5H263V6H262ZM29 6H30V5H29ZM69 6H70V7H69ZM43 7H44V8H43ZM68 7H69V10L67 9ZM213 7L215 8V10H214ZM33 8H34V9H33ZM52 8H53V7H52ZM27 9H28V8H27ZM27 9H26V10H27ZM29 9H30V7H29ZM38 9H39V11H38ZM42 9H41V10H42ZM210 9H211V10H214V11H217V10H218V11H219L218 13H220V14H218L217 12H215V13H216V15H217V14H218V15H221V17L219 16V17H220V18H219V17L215 16V13H213V15L216 17V19H218V20H216L215 17L211 16L213 11L211 12ZM19 10H20V9H19ZM23 10H24V9H22L21 11H23ZM32 10L30 9L29 11H32ZM57 10H58V11H57ZM208 10H209V11H208ZM27 11H28V10H27ZM37 11H38V12H37ZM17 12H18V10H17ZM210 12H211V13H210ZM14 13H15V12H14ZM43 13H42V14H43ZM74 13H75V14H74ZM42 14L40 13V15H38V16H41ZM49 14H50V13H49ZM58 14H59V12H58ZM73 14H74V15H73ZM208 14H209V15H208ZM210 14H211V15H210ZM33 15L35 16L36 14H33ZM46 15H47V16H46ZM50 15H51V14H50ZM50 15H49V19H50V17L52 16V15H51V16H50ZM12 16H13V15H12ZM16 16H17V14H16ZM43 16H44V15H42V17H43ZM45 16H46L47 19H48V14H45ZM45 16H44V17H45ZM53 16H54V18H55V17L57 18V15H56V14L53 15ZM53 16H52V18H53ZM73 16H74V17H73ZM222 16H223V17H222ZM2 17H3V16H1V18H2ZM6 17H8V16H6ZM59 17H60V16H59ZM1 18H0V29L3 28V25H6V21H7V19L5 18V16L3 17V19H5V20H3V19L1 20ZM13 18H14V17H13ZM13 18H11V19H13ZM260 18H261V19H262V18L264 19V17H260ZM11 19H8V21H7V27H5L6 30L9 29V31H10V32H9V31H6V32L9 33V34H7V35H9V36H8V37H9V38H8L9 41H8V42L6 41L8 44H10L9 42H11L12 37L15 36V35L12 34V33H13L12 31H15V30L18 29V28L20 29V27H16V28H15V26H17V25H19V24L16 23L14 20H13V21H14V24H13L14 27L10 25L11 23H13V22H11ZM16 19H17V18H16ZM49 19H48V20H49ZM75 19H74V20H75ZM261 19H259V21L257 20V21L259 22V24H260V22H261V21H260ZM263 19H262V23H263V24L261 23L262 25H264V20H263ZM39 20H40V18H39ZM41 20H42V19H41ZM41 20H40V21H41ZM43 20H44V19H43ZM45 20H46V19H45ZM64 20H65V21H64ZM71 20H72V22H71ZM251 20H252V21H251ZM40 21H39V22H40ZM52 21H53V20H52ZM249 21H251L252 24H250L251 22H249ZM257 21H255V22H257ZM248 22H249L250 25L247 24V26H248V27H247V26H246V23H248ZM258 22H257V24H258ZM223 23H225V24H223ZM8 24H9L11 27H13V28H11L10 26H9V28H8ZM15 24H17V25H15ZM73 24H72V25H73ZM222 24H223V25H222ZM259 24H258V25H259ZM261 24L259 25V27H258V25H257V28H255L256 25L254 24L255 26H253V28L251 29V31H256V30H254V29H257L256 33L258 32V29L260 30V32L257 33L258 35H257L256 33L253 35V36L257 35V36H259V38L261 37V39H259L258 37H257V39H256V40L259 39V41H258L259 43H261L262 41H264V35H262V33H261V30H262L264 27H262ZM59 25H60V24H59ZM72 25H71V26H72ZM103 25H104V24H103ZM221 25H222V26H221ZM244 25H245V27H246V29H247L246 31H245V29H244V28H245ZM31 26H32V25H31ZM31 26H29V27H31ZM33 26H34V24H33ZM35 26H37V25L35 24ZM35 26H34V27H35ZM104 26H105V28H106V24H105ZM34 27H33V28H34ZM64 27H66V28L64 29ZM90 27H91V26H90ZM242 27H244V28H243L244 30H241V31H240V29H242ZM33 28H32V30H33ZM36 28H37V27H36ZM72 28H74V27H72ZM81 28H82V27H80V29H81ZM91 28H92V27H91ZM98 28H100L99 25H98ZM10 29H11V30H10ZM12 29H13V30H12ZM14 29H15V30H14ZM19 29H18V30H19ZM29 29H30V28H29ZM34 29H35V28H34ZM62 29H64V30H62ZM70 29H71V28H70ZM89 29H90V28H89ZM89 29H88V30H89ZM95 29H96V28H95ZM18 30L16 31L15 34H17ZM30 30H31V29H30ZM30 30H28V31H30ZM32 30H31V33H32ZM93 30H94V27H93ZM249 30H250V29H249ZM2 31H5V30L2 29ZM2 31H0V32H2ZM28 31H27L28 35H31V33H29ZM35 31H36V32H35ZM81 31H83V30H81ZM89 31H90V30H89ZM91 31H92V29H91ZM91 31H90V32H91ZM95 31H96V30H95ZM263 31H264V30H263ZM263 31H262V32H263ZM6 32H5V33H6ZM37 32H41V33H37ZM241 32H242V33H241ZM44 33H45V32H44ZM51 33H53V31H51ZM244 33H245V35H244ZM259 33H261V35H262L263 37H262ZM263 33H264V32H263ZM10 34H11V35H10ZM35 34H34V35H35ZM69 34H70V35H69ZM78 34H79V33H78ZM78 34H77V35H78ZM80 34H81V33H80ZM80 34H79V35H80ZM83 34H85L84 31H83L82 35H83ZM0 35H1L0 38H2L3 36H5V37L7 36V35H3V33L0 34ZM12 35H13V36H12ZM28 35H27V36H28ZM34 35L32 34V35H31V38L28 36V37L30 38L31 42H33L32 39H34V38H36V42H37L38 37H35ZM10 36H11V37H10ZM32 36H34V37L32 38ZM233 36H234V37H233ZM238 36H236V37H238ZM5 37H3V41L0 40V42L2 41V42L0 43V46H2V43H3V44L5 43V45H6V46L3 45V46H5V48L3 47L4 49L1 47L3 50L0 48V49H1V50H0V53L3 52L2 54H0V58H1V56L3 57L4 55L7 54V57L4 56L5 58H7V60H6L5 58H4L5 61H4L3 58H2V60L0 59V60H1V61H0V65H1V66H0V83H1V84H0V106H2V107H4L3 103H6L5 101H7V100H3V99H5L7 95H8V96H7V99H8L9 95H11L10 93H12V92H11V91H12V88H11V87L15 86V84H16L18 81H19V84L23 83V84H21V85H25V84H27V82L24 83V81H26V80H28V81H29L28 84L30 83V85H31V84L33 83V81H30V78H29V77H30V74L33 73V72H34V74H35V73H39V72L42 71V70H43V72H46V71L44 70V65H43V63H41V62L44 61V59H45L46 57H47V58L45 59V61L48 60V56H46V57L44 58L43 55L41 56V58L43 57V60H42V61H41L40 58L37 57L38 55H36V57H34V58L32 57V56L35 55V53L38 52V51H37V47L39 46V45H37L38 42H37V44L35 43V45H33V46H32L33 43H31V42H30V43H31V46L28 45L29 41H28V43H26L27 46H29L28 48L33 47L32 49L36 50V51L33 50V52H31L30 49H27V46H24L25 43H24L23 45L20 44V45L24 46V47H22V48H21V47L19 46V44H18L17 47L12 46L13 49H11V48L9 47V45H7L6 42H4V40H7V37H6V38H5ZM28 37H27V38H28ZM77 37H79V36H76V41H78ZM83 37H84V35H83ZM83 37H82V38H83ZM243 37H242V38H243ZM4 38H5V39H4ZM25 38H26V37H25ZM25 38H24V39H25ZM79 38H81V37H79ZM82 38H81V40H82ZM85 38L87 39V37H85ZM85 38H84V39H85ZM88 38L91 39V37H89V36H88ZM209 38H210V39H209ZM218 38H219V39L221 38L220 40H221L222 42H223L224 40H226V41H224L223 44H222V42H221V43H220L221 45H220V44H216V45H217V46L220 45L219 47L221 48V47L224 45V43L227 42L228 45H226V47L229 46L228 48H229V50H230V51H228V50H227L228 48H227V49H225L223 52H221V50H223V48H221V50L219 51V53L221 52L222 54L220 53V54L218 55V58H219V59L217 58V54H218V52H215V51H217V49H218L217 46H215V43H217V42L219 43V42H220V40H219ZM234 38H235V39H234ZM242 38H239V39H238L239 41H238V40H236V41L241 42V41H242ZM249 38H250L251 40H250ZM249 38H248L249 43H250V41H251V44H252V42H253V41H252V37H249ZM84 39H83L82 41H84ZM86 39H85L84 42L87 41ZM240 39H241V40H240ZM244 39H245V38H244ZM244 39H243V40H244ZM25 40H26V39H25ZM28 40H29V39H28ZM81 40L79 39V41H81ZM214 40L217 41V42H213ZM246 40H247V37H246ZM253 40H255V39H253ZM256 40H255V41H256ZM261 40H262V41H261ZM43 41H44V42H43ZM74 41H75V37H74ZM82 41H81V43H82ZM88 41H89V40H88ZM236 41H235L234 43H238V42H236ZM17 42H18V41H17ZM17 42H14V44L17 43ZM26 42H27V40H26ZM60 42H61V43H60ZM89 42H90V41H89ZM212 42H213V44H212ZM243 42H245V41H243ZM246 42L248 43V41H246ZM258 42H257V43H258ZM18 43H22V41H20V42H18ZM30 43H29V44H30ZM39 43H40V42H39ZM50 43H49V44H50ZM73 43H77V44H79L78 42H73ZM247 43H246V44H247ZM249 43H248V44H249ZM254 43H256V42H253V45H255L254 47H253V45L250 46L251 48H253V51H252V49L250 50V51L253 52L252 55H251V52H249V48H250V47L248 48L247 45L245 44V46L248 48V49H247L248 51H246V52H249V53H250V56H253V57H252L253 59H254V56L256 55V56H255L256 60H257V58H258V60L256 61V63L254 62L255 59H254V60L252 59L251 62H252V63L254 62L256 67H257L258 65H259L258 67H260V65H261V67H262V66H264V65H263V64H264V54H263L264 51L262 52L260 49L256 50V49H257V46H256V44H254ZM26 44H25V45H26ZM41 44H40V45H41ZM43 44H42V45H43ZM45 44H44V47L40 46V48H41V49H44V48H45ZM47 44H46V45H47ZM49 44H48V45H49ZM69 44H71V43H69ZM77 44H76V46H77ZM83 44L85 45V43H83ZM225 44H226V43H225ZM229 44H230V45H229ZM10 45H11V44H10ZM12 45H13V44H12ZM71 45H72V44H71ZM71 45H66V47H67V46H70V47H71ZM80 45H81V44H79V47H80ZM212 45H213L214 47H213ZM236 45H238V44H236ZM236 45H233V48H236V47H237ZM34 46H36V49L34 48ZM64 46H65V45H64ZM73 46H74V45H72V47H73ZM81 46H82V45H81ZM86 46H87V45H86ZM224 46H225V45H224ZM235 46H236V47H235ZM8 47H9V49H7ZM52 47H53V48H52ZM60 47H61V46H60ZM66 47H63V48H65V49L68 50L69 47H67V48H66ZM82 47H83V46H82ZM84 47H85V46H84ZM87 47H89V46H87ZM87 47H85V48L87 49ZM91 47H92V46H91ZM255 47H256V48H255ZM40 48H38V50H39ZM46 48H47V47H46ZM46 48H45V49H46ZM92 48H94V47H92ZM215 48H216V50H215ZM220 48H219V49H220ZM224 48H225V47H224ZM5 49H6V50H5ZM10 49H11V50H10ZM25 49H26L27 51L29 50L28 52H30V54L27 53V51H26ZM45 49H44V50H45ZM48 49H49V46H48V48H47L46 50L48 51ZM69 49H70V48H69ZM72 49L74 50V48H72ZM72 49H70V50H68V51L71 52ZM80 49H82V48L80 47ZM86 49H84V50H86ZM90 49H91V48H90ZM90 49H88V50H90ZM95 49H96V48H95ZM123 49H124V48H123ZM125 49H126V48H125ZM125 49H124V50H125ZM213 49H214V53H213V51H212ZM219 49H218V50H219ZM236 49H237V48H236ZM7 50H8V51H7ZM46 50L44 51V54L47 53L48 55H50ZM49 50H50V49H49ZM63 50H64V49H63ZM67 50H64V52H65V51L68 52ZM82 50H83V49H82ZM84 50H83V51H84ZM226 50L228 51V53H225V55L228 54L227 56L224 55V52H227ZM239 50H240V49H239ZM244 50H245V49L243 48V50H242V51H243V53H242L243 55H242V54H241V55H242L243 57H245V55L248 56L247 54H244V52H245ZM262 50H264V49L262 48ZM11 51H12L13 53H12ZM39 51H40V52H38V53H41L42 50H39ZM86 51H87V50H86ZM86 51H85V54H87V53L89 52V51H87V53H86ZM93 51H94V50H92V51H90V52H93ZM126 51H127V50H126ZM195 51H197V52H195ZM240 51H241V50H240ZM242 51H241V52H242ZM256 51H257V52H256ZM6 52H8V53H6ZM9 52H10V53H9ZM45 52H46V53H45ZM66 52H65V53H66ZM74 52H76V51H73V52H72L73 55L75 54ZM90 52H89V53H90ZM94 52H95V51H94ZM121 52H123V50L120 51V54H122ZM203 52H202V54H203ZM205 52H206V53H205ZM246 52H245V53H246ZM31 53L34 54V55H31ZM38 53H37V54H38ZM72 53H69V52H68V55H69V54H72ZM83 53H84V52H83ZM193 53H192V54H193ZM231 53H230V55L232 56L233 54H231ZM249 53H248V54H249ZM9 54H11V55H10V57L8 58ZM41 54H42V53H41ZM47 54H46V55H47ZM55 54H56V56H57V53H53V55H50V57H49V61L47 62V64H48L53 58H55V57H53ZM62 54H63V53H62ZM85 54H84V55H85ZM90 54H91V53H90ZM90 54H89V55H90ZM126 54H127V53H126ZM182 54H183V55H182ZM192 54L190 55L191 57H192ZM212 54H214V56H215V54H216V56L213 58V57H212V56H213ZM257 54H258V55L261 54L260 56H263V60H261L262 57L259 59L260 56H258ZM66 55H67V53H66ZM68 55L66 56V58L68 57ZM73 55H72V57L69 55V56H70V59H71V58L73 59ZM76 55H79V54H77V52H76ZM87 55H88V54H87ZM127 55L129 56V53H128ZM127 55H126V56H127ZM207 55H206V56H207ZM39 56H40V55H39ZM62 56H63V55H62ZM126 56H125V57H126ZM130 56H131V55H130ZM233 56H234V55H233ZM242 56H240V58H241ZM250 56L247 58V59H248L247 62H249V61L251 60V57H250ZM51 57H52V59H50ZM63 57H65V54H64ZM76 57H77V56H76ZM177 57H178V58L182 57V59H181V60H177V63H176V58H177ZM234 57H235V56H234ZM37 58H38V61H37L36 63L39 65V67H40V65H41V67L43 66L42 70H41V68H38V69H37V66H38V65H35L36 63L33 62L35 59L37 60ZM74 58H75V55H74ZM132 58H133L132 61L130 60V63L132 62V63H131L132 65H131V64L129 65V66H132V67H129V66H128L129 59H131V57L128 58V59H126V60H127V66L131 69L130 71L135 70V69L138 67V65H139V64H138V62H139V61H138L139 58L137 59V58H135V57H133V56H132ZM134 58H135V60L137 59V61H138V62L136 61V64H138L137 66H135L136 64H134V63H135ZM216 58H217L218 60H217ZM236 58H237V57H235V59H236ZM68 59H69V57L67 58V60H68ZM70 59H69V60H70ZM233 59H234V58H233ZM249 59H250V60H249ZM36 60H35V61H36ZM74 60H76V61L78 62V59H77V58H75ZM239 60H240V59H239ZM244 60L246 61V57H245V59H244V58L242 59L243 63L245 62ZM2 61H3V62H2ZM45 61H44V62H45ZM70 61H72V60H70ZM70 61H68V62H70ZM76 61L73 62V63H76ZM133 61H134V62H133ZM153 61H154V62H152L151 65H154V63H155V66H157V65H156L157 62H155V60H153ZM242 61H240V64H241ZM258 61H260V62H258ZM11 62H13V64H14L13 66H12V65H11V66L9 65V64H11ZM51 62H53V63H51V65H52V64L55 63V60H52ZM66 62H67V61H66ZM214 62H213V63H214ZM4 63H5V66H3ZM6 63H7V64H6ZM39 63H41V64H39ZM45 63H46V62H45ZM70 63H71V62H70ZM73 63H71V64H69V65H72ZM79 63H80V62H78V64H79ZM139 63H140V62H139ZM257 63H259V64L256 65ZM78 64H76V65H78ZM133 64H134V66H133ZM175 64H174V65H175ZM240 64H239V66H240ZM249 64H250V62H249ZM7 65H9L10 67H9V68H8V67L5 68ZM33 65H35V66H33ZM45 65H46V64H45ZM49 65H50V63H49ZM49 65H46V67H49ZM54 65H55V64H54ZM80 65H81V64H80ZM140 65H141V63H140ZM174 65L170 66V69H171V70L176 69V67H175ZM247 65H248V63H247ZM251 65H252V64H251ZM52 66H53V65H52ZM72 66H75V64L72 65ZM72 66H71V67L69 66V67H70V68H73ZM78 66H79V65H78ZM155 66H154V69H155V70L153 69V66H152V67H149V69H150V68L153 69V70H151V69H150V70H151V71H154V73H153V72L151 73L150 76H151L152 78L149 77L148 80L151 79V80H152V83L155 81V82H157L158 85H159V84H160L159 81H160L161 79H163V77L166 75L165 72L167 71V73H168L170 70H169V68H168V70H167V69H166V70H162L161 73H164V75H163V74H160V72L157 71V73L159 72V74L157 75L156 70H158V68H156ZM255 66H254V64H253V65H252L253 68H251V66L249 65V70H245V72H246V73H247V72H251V69H253V70L255 71V70H256ZM34 67H36V68H34ZM46 67H45V69H47ZM133 67H135V68H133ZM139 67H140V66H139ZM139 67H138V68H139ZM158 67H159V69H160V67H161L160 64H159ZM171 67H173V68H171ZM174 67H175V68H174ZM261 67H260L259 69H261ZM52 68L54 69V66H53ZM52 68H51V69H52ZM70 68H68V69L70 70ZM75 68H77V66H76ZM78 68H79V67H78ZM138 68H137V69H138ZM250 68H251V69H250ZM263 68H264V67H263ZM8 69H10L9 72H8ZM11 69H12V70H11ZM33 69H34V70H33ZM48 69H50V67H49ZM53 69H52V70H53ZM68 69L66 70V72H69ZM79 69H80V68H79ZM104 69H106V70H111V68L109 67L108 64H105ZM149 69H148V70H149ZM161 69H162V68H161ZM161 69H160V70H161ZM259 69L257 68V70H256V74H258ZM6 70H7V73L5 72ZM13 70H16V73H17V74L20 73V74L17 76V77L19 78V80H17V77H16V80H14V81H15V82H14L15 84H14V83H10V82H11V79H10V78H12V76H14V79H15V76H16V74H15V75H14V74L12 75V73L10 72V71H13ZM72 70H73V69H72ZM77 70H78V69H77ZM80 70L83 71L82 69H80ZM262 70H263V69H262ZM35 71H38V72H35ZM47 71H48V72H46V73H49V75H51V76H48V74H45V76H47V77H50V78H51L52 76H54V75L56 74V73H53L54 70H53L52 72H50V70H47ZM151 71H149V73H150ZM163 71H164V72H163ZM238 71H239V70H238ZM13 72L15 73V71H13ZM43 72H42V75H44ZM70 72H72V71H70ZM78 72H79V71H78ZM112 72H113V73L107 74V75H108V77H107V78H108V81H109V80L112 81L111 78L109 77V75L111 76V74H112V75L114 74V76H116V75H115L116 73H114V71H112ZM8 73H9L10 75H8ZM51 73H53L54 75L51 74ZM74 73H76V70H75V69H74V71H73V74L71 73V74L73 75L72 77H74V75H75ZM155 73H156V74H155ZM261 73H262V71H261ZM62 74H63V73H62ZM71 74H70V77H69V73L67 74L68 76L64 73L63 76H64L65 78H64L63 76H59L58 73L56 74L58 77H57L56 75H55V76H56L59 80H61V81H62V78H61V77H63V79H64L63 81H65L68 77H69V80H71V79H70V78H71ZM76 74H78V73H76ZM247 74H248V73H247ZM250 74H251V73H250ZM35 75H36V74H35ZM35 75H34V77H33L34 79H32V76H33V75H31V79H32V80H35V81H36V79H39V78L41 77V76H40L41 73L38 75L39 78L37 77L36 79H35ZM105 75H106V74H105ZM153 75H155V79L153 78ZM234 75H235V73L229 72L228 75L226 76V78L229 77L228 79H232L231 77L234 76ZM258 75H259V74H258ZM10 76H11V77H10ZM66 76H67V77H66ZM91 76H93V75H91ZM91 76H90V77H91ZM102 76H103V75H102ZM102 76H99L101 80L98 79L99 77H98V78L96 77V78H97V81L100 80V81H98V83H100V82H102V81H104V83L107 82V78H106V81H105V80H102V79H104L106 76L103 77V78H102ZM43 77H44V76H43ZM56 77H55V78H56ZM59 77H60L61 79H60ZM111 77H112V76H111ZM220 77H221V76H220ZM41 78H42V77H41ZM41 78H40V79H41ZM50 78H48V80H49ZM52 78H53V77H52ZM92 78H93V77H92ZM92 78H91V80H93V82L95 81V85H94V84H93V85L96 86V85H97V84H96L97 81L95 80L96 78H95V77H94V79H92ZM114 78H115V77H114ZM158 78H160V80H158ZM164 78H166V77H164ZM247 78H248L250 81L244 79L245 81L248 82V84L246 83V86L249 87V86H253V85H255V84H253L254 81L251 80V79L255 80V78L252 77V75H251V79H250V75H249V77H247ZM42 79H43V82H44V80H47L46 77H45V79H44V78H42ZM42 79H41V81H42ZM119 79H120V80H119ZM119 79L116 78L115 81L118 80L117 82H115V83L112 82V85L110 84L111 82H109V84H110L111 86H113V84H116V83H117V84H118V88H119V85H120L119 81L121 82V81H122V78H119ZM48 80H47V81H48ZM51 80H52V79H51ZM153 80H154V81H153ZM215 80L218 81V79H215ZM220 80H221V79H220ZM220 80L218 81V83L216 82L217 84L214 83V82H215L214 79H213V81H212L213 84L210 82V83L214 86V88H213V86L211 85V86H212L211 88H213V89H212L213 92H214V89H216V88L218 89V88L220 87V85H221ZM9 81H10V82H9ZM12 81H13V80H12ZM21 81H22V82H21ZM39 81H40V80H39ZM41 81H40V82H41ZM63 81H62V82H63ZM66 81H67V80H66ZM113 81H114V80H113ZM164 81H166V80L164 79L163 82H162V80H161L162 85L164 84ZM221 81H222V80H221ZM36 82H37V81H36ZM40 82H38L40 85H41V84H46V81H45V83H40ZM48 82H49V81H48ZM50 82H51V81H50ZM68 82H69V81H68ZM83 82H84V81H81V83H82L83 85H82L81 83H80V84L83 86V88H85L84 84L86 83V81H85V83H83ZM89 82H91V81H89ZM155 82H154V83H155ZM251 82H252L253 85L250 84ZM256 82H259L258 79H256L254 83H256ZM9 83H10V84H9ZM38 83H36V84H38ZM87 83H88V81H87ZM87 83H86V84H87ZM219 83H220V84H219ZM259 83H261V82H259ZM11 84H12V85L14 84V85L11 86ZM17 84H18V83H17ZM28 84H27V87L29 86ZM34 84H35V83H34ZM36 84H35V85H36ZM39 84H38V86H37L38 88H41V87L44 86V85H43V86L41 85V87H39V86H40ZM61 84H63V83H60V82L58 83V85L60 86V88H61V87H64V88L67 87V86H66V82H65L63 85H61ZM80 84H79V88L82 87ZM88 84H89V83H88ZM106 84H107V83H106ZM117 84H116L115 86H117ZM195 84H197V83H194L193 85H195ZM218 84H219V85H218ZM256 84H257V83H256ZM73 85H74V84H73ZM89 85H90V84H89ZM99 85H100V84H99ZM160 85H161V84H160ZM260 85H261V84H260ZM25 86H26V85H25ZM32 86H33V84H32ZM86 86H87V85H86ZM196 86H197V85L192 86L193 88L195 87L193 92H192L193 89L191 90L192 87H191L190 90H189V91H191V98H194L195 96H197L198 94L200 95V93H201V90H200V91H199V90H196V92H195V89H197ZM87 87H88V86H87ZM87 87L84 89L86 92H87V89H88ZM107 87H108V89L110 88L109 90H107V92H108V91H109V92L112 91L111 89H113V91L116 90V89H115L116 87L113 88L114 86H113V87H110L109 85H107L106 88H107ZM258 87H259V86H258ZM260 87H262V86H260ZM83 88H82V90H83ZM198 88L200 89L199 86H198ZM259 89H260V88H259ZM259 89H258V90H259ZM10 90H11V91H10ZM76 90H77V89H76ZM117 90H118V89H117ZM117 90H116V91H117ZM95 91H96V90H95V87H91V88L88 90V93L85 95V92H83V93L81 92V93H80L79 90H78V92H79L80 94H83L82 97H86V96H87L86 98H89V99L98 98V94L96 95ZM116 91H115V92H116ZM141 91H142V90H140V92H141ZM187 91H188V90H187ZM9 92H10V93H9ZM24 92H26V95H27V96L29 95V92H28V94H27V91H24ZM97 92H98V91H97ZM197 92H200V93H197ZM110 93H111V95H112L114 92H113V93L110 92ZM193 93L196 94V95H192ZM12 94H13V93H12ZM21 94H22V95H21ZM23 94H25V93H23V92L20 93V95L24 97ZM89 94H90L91 96H90ZM108 94H109V93H108ZM208 94L210 95L211 93H208ZM260 94H261V93H260ZM26 95H25V96H26ZM95 95H96V96H95ZM101 95H102V94H101ZM101 95H100V93H99V96H101ZM203 95H204V94H203ZM21 96H20V97H21ZM27 96H26V97H27ZM93 96H95V97H93ZM109 96H110V95H109ZM109 96H108L107 99H106V97L103 98L104 96H102L103 100H102V98L99 97L98 100H99V99H101V100L98 101V100L94 99V100H93V101H94L93 103H91V104L87 103V104L89 105L88 108H89V107L92 108V109L89 108L90 110H92V111H91L92 113L90 114L91 116H90L88 113H87V115H86V112H88V111H87V109H84V108L87 107V104H85V105H86L85 107L83 106L84 101L87 102L88 99L85 100L86 98H84V100H83L82 97H81V100H83V103L81 102L82 105H81V103L76 102V100H75L76 97H74V98L71 99V100H64L65 103H66L67 105L64 104V105L60 106V108H59V105H60V103H61L62 101L59 102V103H58V107H57V111H56V109L54 110V112H53V111H50V112L47 111V116H48V118L53 122V121H54L53 119L57 116V114H61V113L67 114V113L70 111V109L73 108V109L76 110V113H78L77 110L80 111V112L78 113V115H77L78 120L81 119V120H79L80 122H87V126H88L87 129L89 130V128H90L89 124H91V123L93 124L94 122L96 123V120H97V118H98L100 112H101V111L103 110V108L107 105V100L109 99ZM113 96H114V94H113ZM192 96H193V97H192ZM12 97H13V96H12ZM62 97H64V96L61 95L60 98H62ZM92 97H93V98H92ZM136 97L139 98V96H136ZM153 97H154V96H152V98H153ZM54 98H55V97H54V95H53V98H52V99H54ZM110 98L112 99L113 97H110ZM137 98H135V99H137ZM152 98H151V96H150L149 98L147 97V100H151ZM113 99H114V98H113ZM135 99H134V101H136ZM144 99H145V98H144ZM144 99H143V100H144ZM258 99H262V95H260V96L258 97ZM61 100H62V99H61ZM145 100H146V99H145ZM145 100H144V102H145ZM246 100H247V102H248V105L251 106V100H250V98H247ZM109 101H110V99H109ZM109 101H108V102H109ZM151 101H156V100H155V97H154V99H152ZM151 101H149L151 105H150V104L148 105V106H150V107L153 105V104L151 103ZM161 101H163V102H162V104H163V103H164V100H161ZM261 101H262V100H261ZM86 102H85V103H86ZM112 102H113V100H112ZM137 102L140 103V102H141L140 99H139ZM144 102H143V103H144ZM146 102H148V101H146ZM149 102H148V103H149ZM216 102H217V100H216ZM216 102L213 101V103L210 102V103H212V104H210V105L208 104L209 106L207 105L209 108L211 107V105H213V107H214L213 109H211L212 107L210 108L212 111L210 112V117L208 116L207 121H208V119H209V120H212L211 118H213V117H212L211 115L214 114V113H215V115H216V114L220 111V110H219V107H220V109H221V107H222V104H219L218 102H217L218 105L215 106L214 103L216 104ZM7 103H8V102H7ZM62 103H63V102H62ZM135 103H136V102H135ZM139 103H136V104L138 105ZM148 103H147V104H148ZM153 103L155 104V102H153ZM73 104H74V106H73ZM136 104H135V105H136ZM147 104L144 105V107L146 106L145 108L142 107V106H143L142 104H141V105L139 104L140 106H135V105H134V106L136 107V109H137V107H138V108H139V107H140V108L142 107V108L144 109V112H145L147 109H148V110L150 109V108H148ZM27 105L29 106V103H28V102H27ZM108 105H109V106L111 105L110 102L108 103ZM108 105H107V106H108ZM219 105H220V106H219ZM217 106H218V108H216ZM2 107H1L0 109H2ZM82 107H83V108H82ZM208 107H207V108H208ZM152 108H153V107H152ZM152 108H151V110H150L149 112H150V113L152 114V116H153V114H155V112H156V111H155V110H156V107L154 106L155 110H154V109L152 110ZM207 108H206V109H207ZM215 108H216V110H215ZM83 109H84V110H83ZM143 109H140V111L143 110ZM174 109H175V108H174ZM176 109L179 111V112H178V111L175 112V113H176L175 115H176V117H177V112L180 114V110L178 109V107H177ZM176 109H175V110H176ZM210 109H207V110H208V113H209V110H210ZM85 110H86V111H85ZM159 110H160V109H159ZM213 110H214V112H213ZM217 110H219V111H217ZM81 111H84V112H81ZM151 111H153V113H152ZM154 111H155V112H154ZM157 111H158V109H157ZM216 111H217V112H216ZM89 112H90V111H89ZM144 112H143V116H146V117L149 116V117H148V118L143 117V119H147L148 121H150L149 118H150V115H151V114H150L149 112H146V113H144ZM220 112H221V111H220ZM220 112H219V113H220ZM141 113H142V111H141ZM147 113H148V114H147ZM145 114H146V115H145ZM179 114H178V115H179ZM88 115H89V116H88ZM147 115H148V116H147ZM175 115H174V116H175ZM207 115H208V114H207ZM172 117H173V116H172ZM172 117H169L167 120H168V121H171ZM178 117L181 118L182 116H181V117L178 116ZM178 117H177V118H178ZM153 118H154V117H153ZM179 118H178V119H179ZM224 118H226V117H224ZM178 119H177V120H178ZM226 119H227V118H226ZM51 121H50V122H51ZM55 121H56V120H55ZM141 121H144V120H141ZM88 123H89V124H88ZM95 123H94V124H95ZM226 123H227V124H226ZM226 123H224V124L226 125V126H224V131H225V133H224V135H223V132H224V131H223V132L221 133V135L223 136V139H224V137H225L227 140H226V139H224V140L222 139V140H223V141L226 140V141H227V142L225 141L226 144L229 145V146H231V143H229V142H231V140L229 139V137H230L232 134H231V133H227V134H226V132H228V131H227L228 128H226V127H228L231 123H228L227 121H226ZM118 124H119V123H118ZM148 125H149V124H148ZM150 125L152 126V123H151ZM233 125H234V124H233ZM100 126H101V125H100ZM102 126H103V125H102ZM102 126H101V127H102ZM151 126H150V127H151ZM79 127H80V126H78V128H79ZM82 127H86V124H85V126L81 125V127H80L81 129L76 128V129L78 130L77 133L79 132V133H78V134H79L78 136H81L80 139H79V137H77V139L79 140V142H80V141L82 142L81 145H80L79 143H77L78 146H79V145L81 146V149H78L79 147H77V149H75V150H77V151H75V152H73V153L76 155V153L78 152V150H79V152H80L81 150L84 149L85 152H88V154H89V152H90V155H91V153H92L91 151H92V148H93V149H94V150H93V153L97 154V155H95V156L99 157V159H100V155H99L98 152H99V151L101 152V151H104V150H105V148L107 147L106 145H108V144H106V143L111 139V137H110V139H109V138H105V141H104V142H103L104 139H103V140L101 139L103 144H102V147H101V145H100V148L102 149V148L104 147V149H103V150H99V148H96V149L98 150V152H96L97 150H95V148L93 147V144L95 143V141H94L93 144H92L93 141H92V142L90 141L91 143H88V147H89L90 145L92 146V147H89L90 150H91V151H90L89 149L86 148L87 146H86L85 144H84L85 147L83 146V143H85V142H86V143L89 142L88 140L86 141L85 139H88L87 136H89V135H87V133H88L90 130L88 131L86 128H82ZM116 127L118 128L119 126H116ZM116 127H115V125H114V128H115V129H116ZM147 127L150 129L149 126H147ZM147 127H146V129H148ZM263 127H264V126H263ZM233 128H234V127H232V125H230V127H229L230 131H229V132H231V129H232V131H233ZM66 129H67V128H66ZM66 129L64 128V130H63L64 133H65V135H66L67 132H68V131H66ZM226 129H227V130H226ZM67 130H68V129H67ZM132 130H133V129H132ZM141 130H142V129H141ZM263 130H264V128H263ZM87 131H88V132H87ZM128 131H129V130H128ZM130 131H131V128H130ZM134 131H135V129L132 131L131 135H133V132H134ZM138 131H139L138 133H140V134L136 133L135 136L137 137V135H138V136L140 137V138L138 137V138H139L138 140L141 142L142 139H143V138L141 137L142 134H141L140 130H138ZM261 131H262V129H261ZM136 132H137V131H136ZM142 132H143V131H142ZM262 132H263V136H264V131H262ZM262 132H260V133L258 132V133L262 136V134H261ZM124 133H125V132H124ZM124 133H123V135H122V133H121V135H122L123 137L120 136V139L126 137L125 139H121L122 141L124 140V142H126L125 144H127V143H129V142H131V141H132L133 143H135V142L137 141V138H136L135 136H133V137H135V138H133L134 141L132 140V138H130L131 135H130L129 132H128L129 135H128V134L126 135V134H124ZM134 133H135V132H134ZM232 133L235 134V130H234V132H232ZM255 133H256V131H255ZM258 133H257V135H258ZM119 134H120V133H119ZM230 134H231V135H230ZM253 134H254V133H253ZM114 135L116 136V134L114 133V134H113V137H112L111 140H112V142L115 143V144H113V143L111 142L112 145H110V142H109V145H110V146H108V147H110V148H108L107 150H105V151L103 152V155L106 154V153H105L106 151H107V153L109 152L108 155H107V157H108L110 160H112V159H111L112 154H115L114 152H115L116 149L119 150V151H120V150L122 151V152H119V154H121V155H122V153L124 154L123 151H125V149H127L126 152H127V151H128V152H127L126 155H128L129 150L131 149L130 145H131V143H132V142H131L129 145H128V144L125 145L124 142H123L124 147H125V148H123V147H122V146H123L122 144H121L122 146H121L120 144H118V145L116 144V143H117L116 141H119V142H120L121 140L119 139V137H117L119 140H118L117 138H115ZM117 135H118V134H117ZM124 135H125V136H124ZM201 135H202L203 138H204L203 133H202ZM221 135H220L219 137L217 136V139H216L215 141H212V142H209V143L203 144L202 147L204 148V150H206V149H207V150H213V149H215V148L218 146L219 141L225 145V142H222V140H221V138H222ZM226 135H227V137H226ZM260 135H259V137H260ZM118 136H119V135H118ZM142 136H144V139H143L142 143L144 142L145 139H146L145 142H146V141H149L150 139H152L151 137H147V135H144V134H143ZM145 136H146L147 138H149V139L147 140V138H146ZM263 136H262V137H263ZM131 137H132V136H131ZM152 137H153V136H152ZM155 137H157V136L155 135L153 138H155ZM231 137H233V135H232ZM141 138H142V139H141ZM219 138H220V140H219ZM89 139H90V138H89ZM114 139H117V140H115V142H114ZM130 139H131V141H130ZM140 139H141V140H140ZM156 139H157V138H156ZM200 139H202L201 136H200L199 140H200ZM231 139H232V138H231ZM78 140H77V141H78ZM83 140H85V141L83 142ZM101 140H100V141H101ZM106 140H107V142H106ZM135 140H136V141H135ZM153 140H154V139H152L151 141H153ZM199 140H197V141H199ZM96 141H97V140H96ZM100 141H99V142H100ZM128 141H129V142H128ZM139 141H137V143H138ZM201 141H202V140H201ZM217 141H218V142H217ZM99 142H97V143H98V144H101V142H100V143H99ZM105 142H106V143H105ZM140 142H139L138 144H141ZM20 143H21V144H26V143L29 144V143H31V139H30V140H26V142L21 141ZM97 143L94 144L95 147L98 146ZM121 143H122V142H121ZM137 143H136V144H137ZM96 144H97V145H96ZM104 144H105V145H104ZM136 144H135V145H136ZM144 144H148V142H147V143H144ZM197 144H198V142H197ZM141 145H142V144H141ZM220 145L222 146V144L219 143V146H220ZM119 146H121V149H120ZM126 146H128V147H126ZM137 146H138V145H137ZM143 146H144V145H143ZM225 146H226V145H225ZM82 147H83V148H82ZM129 147H130V149H129ZM135 147H136V146H135ZM222 147H224V146H222ZM85 148L87 149V151H86ZM112 148H115V149L110 150V149H112ZM122 148H123V149H122ZM88 150H89V151H88ZM109 150H110V151H109ZM113 151H114V152H113ZM111 152H112V153H111ZM126 152H125V153H126ZM195 152H196V151L192 148L191 153H190V151H189V153H188L189 158H187L188 156H187L185 159H184V157H183L182 161L185 160V163H184V162L181 163V168H180L181 171L178 169L180 172H179V171H176L177 168L174 169L175 172H174V174L172 175V178L176 180V179L178 178L177 176H179V177L181 176L183 181H182V183H180V185H182V186H184L185 184H187V185L190 184V177L193 175L192 172H193V170H194L193 168H194V167H195V168H201V167H203V165H202L201 163H204V162H205V161L203 160V158H201V157L198 158L197 154H195V155H196V157H195L196 159L193 158ZM83 153H84V152L82 151V153L80 152L79 154H77L78 156H75L74 154H72V155H74L73 158H74V157H75V158H76V157H77V158L80 157V159H84V157H86L88 154L85 153V155H86V154H87V155H86V156H83V158H82V157L80 156V154L82 155ZM104 153H105V154H104ZM110 153H111V154H110ZM117 153H118V152L116 151V154H115L116 156H115V157H119V154L117 155ZM192 153H193V154H192ZM196 153H198V152H196ZM69 154H70V156L72 157L71 153H69ZM69 154H68V155H69ZM100 154H102V153H100ZM189 154H192V155H189ZM68 155L65 154L66 157L70 158ZM90 155H88V156H90ZM98 155H99V156H98ZM126 155H125V156H126ZM65 156H64L63 159L60 160V161H61V162L63 161V163H64V161L69 162V160H70V163H69V164H71V162H72V166H73V168L75 167L76 164H79V161H80V162L83 161V162L85 163L86 160H87V159H86V160L84 161V160H80L79 158H78L79 160H77V159H75V158H74L75 160L72 159V158L68 160V158H66ZM88 156H87V158H88V160H89V157H88ZM92 156H94V155H91L90 157L92 158ZM95 156H94V157H95ZM110 156H111V157H110ZM123 156H124V155H123ZM191 156H192V157H191ZM102 157H103V156H101V159H102ZM104 157H106V155H105ZM107 157H106V158H107ZM113 157H114V155H113ZM113 157H112V158H113ZM64 158H66V160H64ZM106 158H104L102 162H100L101 159H100V161L98 162L99 159L97 160L96 157H95L96 160H95L94 158H92V160H94L95 162H94V161H92V162H90V163L87 162V163H89V164H87V167H88L90 164H91V166L94 164L92 167H94L95 165H97V166H99V167L96 166L95 168H98V169H95V168H92L91 166H89L91 169L88 168V169H89L88 171L94 169L95 171L93 170V171H92L93 173L96 174V173L99 172L100 174H101V173L104 174V172H103L104 170H102V169L104 168L105 171H106V168H105V165H104V164H106V162H104V160H105ZM108 158H107V160H105V161L108 162V161H109ZM190 158H191V159H190ZM197 158H198V159H197ZM207 158H208V157H207ZM187 159H188L189 162H190L189 165H187V164L189 163V162L187 161ZM193 159H195V161H193V162L191 163V160H193ZM208 159H209V158H208ZM255 159H258V158H254V159H253V162L255 161L256 164H255V163H254V164H255V166H257V168H254V167H253L254 165H252L253 162H250L251 160L249 161L250 165H252V167H253L254 169H253L251 166H249V163H248V162H243V163H245V166H244V164L242 165V164L239 163L241 160L236 161V163H239V164L236 165V163H235L234 166H235V165H236V166H240V165H242V166H240L239 168L236 167V166L233 167V168H232L233 170H234L235 168H238V169L235 170V171H233V172H231V173L228 174L227 176L225 175V176L223 177V179L220 181V184H219L218 186L216 185L214 191L209 192V191H207V190H209L208 188L205 187L207 190H206L205 188H202L203 190H204V189L206 190V191H204V192H206L205 195L202 196V195H201V194L203 193V190H202V189H201L202 192L199 191V192H200V195H199V192H198L197 188H196V191H195V189L193 188L194 191H192L193 193H192V194L190 193L189 196L193 198V196H194V192H198V193H196V194H198V201L200 200V198L203 197V199H201L202 201H200L199 203H198L197 200H196L197 202H196V201L191 202L192 200H190V199H192V198H190V197L188 196V199L190 198V199H189L190 201L187 203V200H188V199H186V204H185V203H183L184 205H183V204H177V205H176V206H178V207L176 208V209H177V212L175 211L176 214H173V213H172L171 218H169V216L171 215L170 213H169L170 215H168V217H167V214H165V212H164V213H161V212H160V213L158 214L157 219H159L160 221L164 222V224L161 222L162 224H160L159 227L162 225V226L160 227L161 230L163 229V230H167V231L170 230V231L167 232V233H169V234L165 237L166 239L163 238L164 241H163V239H162V240H160L159 243H161V244L164 243V244H165V242H167V243L170 244V243L172 242L171 245L174 243L173 245H174V246H177L176 248H179L178 250H183L182 252H184V249H185V250H187L188 248L191 249V247H192V249H193V246H194V250H195L196 247H197V248L200 247V246L198 247V246H196V245H197L198 242L200 243V241H201L200 239H202L201 237H204L203 235H205V237H206V236H208V232H209L210 229L213 231V230H215V229H214L215 227H216V229L219 227V229L215 230L217 233H220L219 236H216V237H215V235H218L215 231H213V232H215V233L213 234L214 236H211V235H212V234H211L212 231H211V232H210L211 235L209 234L210 237H208V238L206 237L207 239H205V237L203 238V239H205L206 241L209 240V238H211V239L209 240V242H210V241H211V242L209 243V242L207 241V243H206V245L209 243V247H208V245L206 246L205 244H204L205 246H204L203 248L200 247V250L198 249V251H199V252H198V255L196 254L197 251H196L195 254L193 253V257H194V259H195L196 256H197L196 259L198 258V260H196V261L192 258V259L194 260V262H193V260L191 259V261H192L194 264H196L195 262L199 261L201 258H202V261L200 260V261H201V262L199 261L200 263L197 262L198 264H203L204 262H206V264H213L214 261H215V260H213V259H214V258L216 259V256H217L218 254H220V251H221V249H222V246H223V244L221 243L222 241H223V242L225 241L224 246H223V247H224L223 249L225 250V249L227 248L226 250H227V252H228V250H229V252H228L229 255L231 254L230 252L232 251V249L235 248V247L233 246V245L235 244V242H236L235 245H238V243L240 244V242H243V241H244L243 244L241 243L243 246H242L241 244L238 245V246H239V249H241V247H242L240 253L242 252V253L244 254V251H246L245 254H247V250H248V248H250V247H249V246H250L249 243L252 244V242H248V241H251V240H255V241H253V243H254V242H255V243L258 242V244L261 243V244H259V245H261L262 248L260 247L261 249L259 248L260 250H259V249H258V250H259V251H264V247L262 246V245H264V167H262L263 169L260 167V166H262V165L264 166V161H262L263 159H261V158H260L258 161H256ZM73 160H74L75 165H73ZM76 160H77V163L75 162ZM88 160H87V161H88ZM175 160L178 161V157H177V156L174 158V161H175ZM180 160H181V159H180ZM260 160H261V161H260ZM89 161H91V160H89ZM176 161H175V163H176ZM186 161H187V163H186ZM67 162H65V163H67ZM83 162L81 163V164H82V167H81V164H80V165H76L75 168H77V171H78V169H80L79 167H81V169L84 168V167H86V166L83 167ZM96 162H97V163H96ZM109 162H110V161H109ZM109 162H108V163H109ZM180 162H181V161H180ZM180 162H179V165H180ZM259 162H260V163H259ZM58 163H59V162H58ZM58 163H56L57 165L54 163L56 166H55L54 164H52L51 166H52L53 168H54V166H55V167H57V169H61L62 174L60 173L61 171H60V170H57L56 168H54V170H53V168L51 169V168H49V167H47V168L44 167V168H43L44 170H42V168H41V170H42L43 172L40 173L39 176H41V174H42V175H43V174L45 175V174H48V173L51 174V173H50L51 171H54V172H52V173L54 174V173H55V170H57V172L59 171V173H60L63 177H64V176H68V173L76 172V169H75V168H74L75 170L72 168V169H73V171H72V169L70 168V167H72L71 165H70V167H69V164H67V166H66V164H65L66 168L63 169L62 167H65V166H62V165H64V164L59 163V164H60V166H59ZM99 163H100V164H99ZM101 163H102V164H101ZM103 163H104V164H103ZM108 163H107V164H108ZM173 163H174V162H173ZM246 163H248V164H246ZM251 163H252V164H251ZM84 165H86V163H85ZM102 165H104V167H103ZM176 165H177V163H176ZM176 165H175V167H177ZM186 165H187V166H186ZM196 165H197V166L199 165V166L196 167ZM201 165H202V166H201ZM51 166H50V167H51ZM77 166H78V167H77ZM58 167H59V168H58ZM68 167H69V168H68ZM102 167H103V168H102ZM106 167H107V166H106ZM178 167H180V166H178ZM182 167H184V170H183ZM185 167H186V168H185ZM48 168H49V169H48ZM100 168H101V170H100ZM46 169H47V171H46ZM69 169H70V170H69ZM85 169H86V168H85ZM38 170H39V172H41L40 169H38ZM38 170H37V171H38ZM64 170H66V171H64ZM96 170H100V171H97V172H96ZM191 170H192V171H191ZM261 170H262V171H261ZM48 171H50V172H48ZM68 171H69V172H68ZM204 171H205V170H204ZM204 171H202V173H203ZM255 171H256V172H255ZM14 172H15V171H14ZM18 172H20V170H19ZM39 172H37V173H39ZM47 172H48V173H47ZM90 172H91V171H90ZM31 173H32V172H31ZM34 173H35V172H34ZM59 173H58V174H57V173L55 174V175H57L58 177L54 175V176L58 179V181L61 180V178H62V176L59 175ZM64 173H65V174H64ZM99 173H98V175H100ZM175 173H176V176H175ZM204 173H206V172H204ZM14 174H15V173H14ZM17 174H18V176H19V173H17ZM17 174H16V175H17ZM26 174H27V176H28L29 173H26ZM53 174H51V175H53ZM72 174H73V173H72ZM72 174H71V175H72ZM103 174H101V175H103ZM191 174H192V175H191ZM197 174H200V173H197ZM207 174L209 175V173H207ZM11 175H13V173H12ZM29 175H30V174H29ZM31 175H32V174H31ZM31 175H30V176H31ZM37 175H38V174H37ZM71 175H70V177H71ZM96 175H97V174H96ZM208 175H207V176H208ZM14 176H15V175H14ZM18 176H17V177H13V176H12V179L15 180V178H18ZM27 176H25V172H24L23 177H22V174H21V176H19V178H18L17 180L13 181V180L10 179V181H9V179H8V182L10 183V185H11V183L15 182L14 185H13L15 189H16V187H17V189H16L15 191L19 190V192H21V191H20V187L22 188V187H23L22 184H24V186H25L26 183H21V186H19V185H20L19 182L22 181V180L24 181L25 179H26V181H27V180H28V179H27ZM59 176H61V177H59ZM173 176H175L176 178H174ZM198 176H199V175H198ZM200 176L202 177V174H200ZM200 176H199V178H200ZM203 176H205V174H203ZM207 176H206V177H207ZM20 177H22V178L26 177V178H25V179H22V178H21V180H20ZM206 177H204V179H206ZM56 178H55V179H56ZM66 178H68V177H66ZM2 179H4V181H5V178H2ZM204 179L202 180V178H201L200 181L202 180V182H204ZM261 179H262V180H261ZM63 180H65V177L62 178L61 181H63ZM0 181H2V180H0ZM16 181H17V182L19 181V182H18L19 185L16 184ZM26 181H25V182H26ZM31 181H32V180H31ZM55 181H56V180H55ZM58 181H56V183H57ZM61 181H60V182H61ZM6 182H7V180H6ZM8 182L6 183V187H7L8 189H7V188H2L3 190H4V189L9 190V188L11 189V187L8 185V184H9ZM27 182H29V181H27ZM206 182H207V181H206ZM67 183H68V184H67L68 186L71 184V182H70V183L67 182ZM4 184H5V183H4ZM4 184H3V181H2V183L0 182V185H4ZM15 184H16L17 186H15ZM7 185H8V186H7ZM11 186H12V185H11ZM13 186H12V187H13ZM70 186H71V185H70ZM70 186H69V188H70ZM195 186H196V185H195ZM4 187H5V186H4ZM18 187H19V188H18ZM199 187H200V186H199ZM199 187H198V189H199ZM0 188H1V187H0ZM14 188H13V189H14ZM200 188H201V187H200ZM13 189H11V190H13ZM45 192L47 193V191H45ZM45 192H43V193H45ZM43 193H42L43 196L41 195V197H43V199H44V197H46V196H44L45 194H43ZM196 194H195V195H196ZM203 194H204V193H203ZM20 195H21V194H20ZM46 195H47V194H46ZM200 196H201V197H200ZM20 197H21V196H20ZM28 197H29V196H28ZM17 198H18V196H17ZM24 198H26V197H24ZM30 198H31V197H29L28 199H30ZM195 198L197 199V197H194V200H195ZM18 199H19V198H18ZM22 199H23V198H22ZM19 200H20V199H19ZM19 200H18V201H19ZM23 200H24V199H23ZM23 200H22V201L20 200V203L22 202V204H21V207H20L19 209H17V210H20V211H18V212H20L21 214H22V212H23V211H21V210L24 209V208L22 209V207H23L25 204H27L26 206H28V203H23ZM25 200H27V199H25ZM25 200H24V202H29L30 205L33 204L34 206H36V205H35V204H36V201H34V199H33V200L31 199V202L33 201V203H31L30 200H27V201H25ZM44 200H45V199H44ZM18 201H17V203H18ZM10 203H11V201L8 202L7 206H8V205H12V204H13L14 206L16 205V206H15V209H16V207L18 208V207L20 206V203H19V206H18L17 203L14 204L15 202H14V203L12 202L11 204H10ZM34 203H35V204H34ZM47 203H49V204L51 205L50 202L47 201ZM55 203H56V202H55ZM49 204H48V205H49ZM53 204H54V202H53ZM22 205H23V206H22ZM33 205H32V206H33ZM50 205H49V206H50ZM77 205H78V204H77ZM181 205H182V206H181ZM14 206H12V207L10 206V207H11V208H14ZM26 206H24V207H26ZM34 206H33V207H29L30 209H29L28 207H26V209H28L29 212H31V211L35 208ZM36 207H37V206H36ZM46 207H47V206H46ZM31 208H33V209H31ZM15 209H14V210H15ZM26 209H24V210L26 211ZM242 210H244V214H243ZM25 211H24V212H25ZM46 211H47V210H46ZM46 211H45V213H44V211H43V213L41 212V213H40V217H39V215H38V217L40 218L39 220H41V219L44 217V214H46ZM245 211H246L247 213H245ZM26 212H27V211H26ZM29 212H28V213H29ZM240 212H241V214H239ZM23 214H24V213H23ZM25 214H27V213H25ZM42 214H43V216H42ZM247 214H248V215H251V216H248ZM173 215H174V216H173ZM239 215H240L242 218H241ZM243 215H244V216H243ZM245 215H246V216H245ZM41 216H42V218H41ZM227 216H229V217H227ZM231 216H232V217H231ZM211 217H212V218H211ZM224 217L227 218V219L230 218L233 222H235V220L238 219V218L240 217V219H238V221H236V223H234V224L236 225V227H238L239 230L242 231V233H241L242 235H241V234H240V235L242 236V238H243L244 240H240L239 242H238V241H235V242H234L235 239H236V240L242 239L241 236H239V230H238V229H232V231H228L229 228L227 229V227H226L225 225H230V224L232 223V221H231L230 219L227 221V219H223ZM236 217H238V218H236ZM252 217H253V218H254V217L256 218V219H254L255 222H256V221L259 222V226H258V224H257V222H256V226H257V227H255L256 229H257L258 227H260V231H261V233H259V228H258V230L255 229V231L258 232V233L255 232V234L257 233V234H259L258 236H260V239L257 238L258 240H257V239H252L253 237H247L249 234H250L249 236H251V234H252V236H255V234H254V226H252V228H251L250 226H248V220H246V219H248V218H252ZM216 218H217L218 220H217ZM220 218H222L223 221H226V224H225V225H224V222H223V221H220V220H222V219H220ZM243 218H244L245 221H247L246 223H244L245 221L243 220ZM161 219H162V220H161ZM215 219H216V220H215ZM217 221H218V223H219V226H218V227L216 226ZM219 221H220L221 223H223L222 225L225 226L226 229H227V231H228V233H230V235L228 234L226 237H228L229 239H231V237H232L233 240H232V239H231V240L234 242V244L232 243V241H230L231 244H230V242H229V244H228V242H226V240H228V238L223 237V236L227 234V231H225V230H226V229H224L225 227H222V225H221V223H220ZM230 221H231V222H230ZM240 221H241V222H240ZM227 222H228L229 224H227ZM238 222H239V225H240V226L238 225ZM218 223H217V225H218ZM243 223H244L245 225H244ZM232 224H233V223H232ZM232 224H231V225H232ZM220 225H221V226H220ZM231 225H230V226H231ZM198 226H200L201 229H202L203 231L206 229L205 231H207V233H205V232L203 233V231L200 230V227H198ZM230 226H229V227H230ZM241 226H242V227H241ZM220 227H222V228H220ZM239 227H240L241 229H240ZM246 227H247V228H246ZM249 227H250V229H249ZM231 228H235V227L231 226V227H230V230H231ZM242 228H243V229H242ZM208 229H209V230H208ZM221 229H224L223 231H225L226 234H224V232H223ZM198 230H200V232L197 233ZM218 230H219L220 232H218ZM236 230H238V231H236ZM248 230H249V231L252 230V232L249 233ZM233 231H234V232L236 231V232H235V235H234V234H231ZM241 231H240V232H241ZM201 232H202V233H201ZM213 232H212V233H213ZM221 232H222L224 235H223ZM195 233H197V235L200 234V236H197V235H196V236H195L196 238H195V237H190V238H192V240H191V241H188V240H190V238H189L187 235L192 236L193 234L195 235ZM22 234H23V233H22ZM22 234H21V235H22ZM191 234H192V235H191ZM201 234H203V235H201ZM221 234H222V235H221ZM236 234H238V236H236ZM257 234H256V237H258ZM260 234H263V236L260 235ZM21 235L18 234V235H16V236L5 237V239H4V244L6 245V244H11V243H13L14 245H19V244H20V246H22V245H23V241H24L23 239H24L25 237L22 235V236L24 237V238H22V237H20ZM194 235H193V236H194ZM232 235H234V236H232ZM18 236H19V237H18ZM164 236H165V235H164ZM186 236H187L189 239H188ZM229 236H231V237H229ZM261 236H262V237H261ZM184 237H185V238H184ZM212 237H214V238H212ZM217 237H218V239H219L220 244H219V242H217V240H218V239H216ZM219 237H220V238H219ZM235 237H238V238H235ZM239 237H240V238H239ZM182 238H184V239H182ZM186 238H187V241H188V242H186ZM21 239H22V240H21ZM171 239H172V240H171ZM193 239H194V240H193ZM197 239L200 240V241L197 242ZM212 239H213V240H212ZM214 239L216 240V242H214V243H215V244L217 243V244H216V248H215L216 250H218V246H217V245L219 244V250H220V251H217V252H219V253H215V250H214V252L212 251V250H213V247L215 246L214 243H213ZM220 239H222V240L220 241ZM262 239H263V242H262ZM184 240H185V242H184ZM169 241H170V242H169ZM228 241H229V240H228ZM20 242H21V243H20ZM180 242H181V244H183V245H181ZM203 242L205 243V241H203ZM167 243L165 244V246H164V245H160V247L158 246V249L161 250V248H162L163 246L166 247L167 250H166V248L163 247L166 251L162 248L161 251H162V253H163L164 251L167 252V251L169 250L168 248L171 247V249H170L171 251H168V252H171V253H173V255H175V257H173L172 254H171V258L173 257L172 260H174V259L176 258V259L174 260V264H192V262H191V263H188V260H187L186 258H185V259H180V260H179V258H177L176 256H178V254H179V256H181L180 254H182V253L179 252V251H178L173 245H172V246H171V245L168 246ZM184 243H186V244H190V245H191V244L193 245V244L196 243V245H193V246L191 245V247H190V246H187V245L184 244ZM199 243H198V245H201V244H202V243H200V244H199ZM212 243H213V244H212ZM21 244H22V245H21ZM211 244H212V245H211ZM226 244H228L229 246H227ZM166 245H167V246H166ZM179 245H180V246H179ZM185 245H186L187 247H186ZM220 245H222V246L220 247ZM230 245H231V246H230ZM178 246H179V247H178ZM195 246H196V247H195ZM211 246H213L212 249L210 248ZM226 246H227V247H226ZM232 246H233V247H232ZM238 246H236V247H238ZM172 247H173V248H172ZM205 247H206V248L208 247L207 249H209V251H210V250H211V251H210V252L208 251V253H207V251L204 249ZM231 247H232V248H231ZM245 247H246V249H244ZM98 248H99V247H98ZM174 248H175L176 250H175ZM181 248H183V249H181ZM220 248H221V249H220ZM189 249H188V250H189ZM201 249H202V251H201ZM196 250H197V249H196ZM203 250H204V251H203ZM224 250H222V251H224ZM226 250H225V251H226ZM234 250H235L234 253H236V250H238V248H236V249H234ZM176 251H177V252H176ZM200 251H201V252H200ZM205 251H206L207 255L210 254L211 256H213V254L215 253V254H214V258L212 257V258H210V260H209V258H207V259H205L206 261L203 260V256H202V254L200 255L199 253H202V252H203V253L205 254V256H204L205 258H206V257H209V256H206ZM222 251H221V254L223 253V256H224V254H226L227 252L224 253V252H222ZM248 251H249V250H248ZM165 252H164V255H163L164 257L161 256L162 253H161L160 251H158V253H159L158 255H159V257L164 258V259H162L163 261L165 260V261H164V264H166V263H167V264H171L172 261H170L169 258H168L169 255H170V253H167V254H166ZM232 252H233V251H232ZM160 253H161V254H160ZM188 253H189V252H188ZM228 253H227V254H228ZM242 253H241V254H239V252L236 253V255H240V257H238V258H234L235 254H234L232 257L230 256L231 258L229 257V258L227 259V261L224 259V257H225V256H224V257H223V260L226 261V262H224V263H225V264H226V263H227V264H232V263H235V261L238 260L239 258H240V259H239L240 262H238V261H239V260H238V261H236V264L241 263V262H242L241 260L243 259V256L245 255V254L242 255ZM248 253H249V252H248ZM168 254H169V255H168ZM183 254H185V253H183ZM191 254H192V253H191ZM204 254H203V255H204ZM216 254H217V255H216ZM221 254H220V256H221ZM167 255H168V256H167ZM229 255H228V256H229ZM231 255H232V254H231ZM165 256L167 257V259H168L169 261H168L167 259H165ZM182 256L184 257V255H182ZM191 256H192V255H191ZM198 256H200V257H198ZM220 256H217V259H218V257H220ZM241 256H242V258H241ZM221 257H222V256H221ZM225 258H227V256H226ZM159 259H160V258H159ZM159 259H158V261H159ZM177 259H178V261L175 263V261H176ZM220 259H221V258H219L215 263L217 264V263L220 262L219 264H224V263L222 262V259H221V260H220ZM160 260H161V259H160ZM162 260H161V261H162ZM166 260H167L168 262H170V263H168ZM182 260H185V262L182 261ZM208 260H209V262H207ZM219 260H220V261H219ZM159 262H160V261H159ZM159 262H158V263H159ZM261 263L264 264V257L262 258ZM159 264H163V262H162V263L160 262ZM204 264H205V263H204Z\"/></svg>","mask_w":264,"mask_h":264}]
</instances>
